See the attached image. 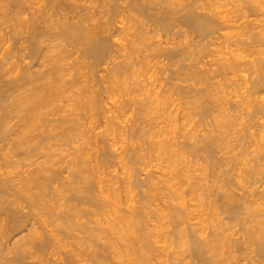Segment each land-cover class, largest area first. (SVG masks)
<instances>
[{
  "label": "bare ground",
  "instance_id": "bare-ground-1",
  "mask_svg": "<svg viewBox=\"0 0 264 264\" xmlns=\"http://www.w3.org/2000/svg\"><path fill=\"white\" fill-rule=\"evenodd\" d=\"M9 1L10 0H8V1L7 0H0V18L1 17L3 19L5 18L4 21L12 19L15 22V23H11V26H14V27H12V28H14V30L11 27H8L7 30H5L6 28L4 29V26L0 27L1 28L0 29V51H2V53L0 54V145L4 144L3 146H5V148L10 146V148L8 149L10 151V154H12L11 153L12 150H10V149H13V151H12L13 154L15 153V151L17 154V149H18V147H20L21 151H23V150L25 151V152L23 151L25 155L23 154V152H21V155L23 154L24 157L27 156V158L26 157L25 158L20 157V158L29 159V161H30L31 160L30 158H32L34 160V158L36 159L39 157L40 161L38 160L39 163L35 162L36 166L34 165L35 166L34 170H31L30 169L31 167H30L29 169L23 170L24 172L22 170H21L22 172L21 171H14L13 172L11 170H6V167L3 170L0 167V258H2V259L5 258V260L7 261V263L5 262L6 264H20V263L23 264L22 261H24L26 259H29V262H27L26 264H80L81 261H83V260L85 261L87 259H88L87 263L89 260H91V262L89 261V264H91L93 261L95 264H102V263H105V261L109 263V261H107L108 260L107 257L109 256L110 257L109 260H111L112 262H114V261L111 258H114V259L116 258L115 260L117 261V259H119V260H121V263L123 262L125 264H138V263H140V261L143 262V260L145 261V259L147 261L150 258L151 251H153L154 249L155 250L157 249L155 238H157L158 236H160V237L162 236L161 234H158L159 232H157L155 230L156 228L160 227L158 224L155 225L156 223L153 224L154 220L152 219V217H153V215H155L154 216L155 218L156 217L159 218V220H157L158 218L156 219L157 221L160 222L163 219L164 223H165V219H167L166 223L168 225H171V227H173L172 228L173 231L170 230L171 231L170 235L164 234V236L169 235V237H173V239L171 238L172 240L170 239V242L168 241L169 243H166V244H168V246H169L170 244L174 243V245L176 247L183 248V251H184V249H186V251L188 250L190 253H187V255L191 254L190 257L193 256V258L196 259L195 261H197L198 264H226V263H228L227 261L230 262L228 264H236V263L231 262V261H233V259L231 260V258H233V254H234L233 251L234 250L237 251L238 250L237 248H240V247L242 249V247L244 248L245 246L246 247L244 249L246 252L247 251L253 252L254 254L257 255V258L259 257L258 259L260 262L259 261H258V263L255 262L256 264H259V263L261 264V262H264V208L261 207L263 201L260 203L256 201V200H258V201L262 200L263 199L262 196L264 194L262 195L261 193H258V191L254 192L255 191L254 190L255 188L253 187L254 185L251 187L249 186L250 185L248 182L249 180L248 181L246 180L249 178L246 177V179H245V176L248 173L245 174V176H243L244 178L242 177L243 179L241 178L243 180L242 182L245 183V184H241V185H245V186H246V184H249V185L245 187L246 188L245 190L243 187L239 186L241 189L243 188L244 192L242 191L243 193L239 194L240 196H238L234 192V195L236 194V196H238V197L233 196V194H232L233 190L231 192L230 188L228 190V187H227L225 190L229 191L231 194L224 191V189L220 186L221 190L223 189V192L220 190L221 198L223 200V203H222L223 205L222 206H220V205L214 206L212 204L213 205V207L211 209L212 211L210 210L211 212H209V213H211L210 221L213 222L214 220L217 219L215 221L217 223H215V222L213 223L215 225H213L211 227V228H213V229H210L211 232H209V230L207 232L205 230L206 228H204L203 224H202V226L204 229L202 228V230H201V226H200L201 222L202 223L206 222V221H201L200 220L201 218L198 219L199 217H197L198 220L195 223L194 222L192 223L191 220L189 219L190 216H188V215H190V214H187L188 209H186V207H187V205L185 204L186 200L185 201L183 200L184 202L182 201V199L184 198V197L182 198V196H184V194H183V189L181 191L180 190L181 188L178 185L181 182V180H180V182L178 181V177H179V179H181L180 177H183V179L187 180L190 177L189 176V172H190L189 167L190 166L188 167L186 165V169L188 167V170H186L184 167L179 166L181 161L184 160L183 159L184 158L183 152L181 154L180 152H178L179 150L177 151V149H176V151H177L176 152L174 149H172V148H174L173 145L171 146V144L169 143L170 141H168L169 139L171 141L173 139V137H171V136L169 138L168 135L172 134L170 132L172 131V129H174V126H171L173 128L170 127L171 130H169V128L161 127V125H160L159 128H161V129H159L158 132H155L156 136L159 137L160 139L157 138V140L154 142L155 144L152 143V144H154L153 148L155 150V152H153V153H156V156L158 155L157 158L159 156H161V158H163V160L161 159L162 162L165 163L164 164L162 162H159V165L161 164L164 167L166 166V168H168V169L165 168L164 170L162 169L161 170L162 172H160L161 174L159 176L164 175L166 172L164 173L163 171L168 170L167 171L168 173H166V175H165V177L168 176L167 180L165 178H162V179H165V181H164V183H162V185H161V183L158 184V186H156V183H154L152 181V179L148 180L147 183H143L142 178H141L142 182H139L140 179H138V178L137 179L139 181H135L134 183L131 181L132 182L131 188H133V189L136 188V190H138L140 188L139 190H141V189L143 190L145 187H147V188H145L147 193H145V192L143 193L141 190L140 192H142V193L137 195L138 199L136 198L137 203L135 204L133 201L134 199L132 200V198H130L133 202H130L131 204L126 203L128 206L125 209L121 208L122 206L120 204L124 201H122L120 203L121 200H119L120 197H119V193H118L120 191H117L118 189L116 188L117 187L116 183H114L116 185L115 187H113L114 184L112 186L109 185L110 183L108 184L107 181L109 179H110V181H112L111 178H108V180H107V178L105 180H102L103 178L101 177L102 179H100V177H99L100 175L98 173L97 174H98L99 179H97L95 176L96 172L98 171V170H96L97 166L95 168L94 165H92L90 163L88 164V162L90 160H88L86 162L87 165H90V166H85L86 164H85L84 160H82L80 158H78V160L76 159L77 161H79V159H80L79 163H82V161H83L84 164L82 163L81 166H79L80 164L77 165V163H74V164H76L74 166L69 165L70 167H72V166L73 167L70 170L68 169L69 170V171H67L68 173H65V174H68V175L70 174V176L65 178V181H63L64 175L62 176L63 177L62 178L61 175L63 173L60 174V171H59L63 167L61 169H59V167H61L59 165H58L59 166L58 168L56 166L54 167L51 164L49 165V162H47V160H52V159H49V157H51V156H49L48 152L44 151L46 149H49V150L51 149L49 147L52 146L50 143L53 140L52 138L56 137V141H57V139L59 141V138L62 139V141H68V140H71L73 138L76 141V139H75L76 136L78 138H80V137L82 138V136H84L83 135L85 132L84 130H86L88 128L84 129L82 126V123H81L82 121H80L82 118V117H80V115H81L80 110H82V112L84 110L86 114L88 113V115L89 114L91 115L94 107L96 108L97 104L100 103V102H98L96 104L94 102L96 100L94 98V96L99 94V93H97V94L94 93L95 95L90 94V92H88V90H85V89H87V86L83 88V86L81 84H80V88H78L79 87L78 84H77L78 87L74 86V83L78 80V78L76 79V81L73 80L76 77H78V75H75V71H78L79 69L82 71V69H84L83 67H85V69H86V67L87 68H93L97 64H99V63L101 64V62H105L107 59V61L109 60L108 62H110L112 64V65L109 64L110 67L107 68V72L109 74L107 76H110L111 79L114 78L115 80L113 79V81H117L116 78L119 79V77H121V75H122V72L124 73L125 70L128 69V71H129V68H131L130 64H133L129 61V56L131 54L130 50H132L133 46L135 45V41L137 42L136 44L139 45L138 41L143 42V40H145L147 38L149 41V39L153 36H157V35L160 36L161 32H162L163 37H164V35L175 36L174 34L186 35L188 33H191V34L196 33L197 35H206L207 37H209L210 34L213 35V33H216L220 29H222L221 31H225L223 33L227 34V32H226V30H224V28L226 26H228V24H229L228 22L231 20V24H232L233 20L238 19V18H236V19L232 20L231 17L233 15V13H234V15L237 14L236 17H239V18H241V16L243 17V15L246 16V14L249 11H251V13H253L254 10H258L257 8H259L258 6L261 4L262 1L261 0H222V2H221V0H95L98 2L97 8L99 10H97V11L99 13H102V15L98 18L96 16H95L96 18H94V15H95L94 11H96V10H93V9H92L93 12H91V13H89L90 11L89 12L85 11L84 13H82V11L79 9H82L84 5L82 6L81 4H77L76 2L78 0H34L32 2V3H34L33 6H31L32 4H29L31 6V8L27 5V9H26L25 5L20 6L24 3V0H21V1L20 0H11V4ZM12 1H13V3H12ZM22 1H23V3H21V4L17 3V2H22ZM15 2H16V4H14ZM258 3H259V5H258ZM12 4L15 6L19 5L20 7L19 6L18 7L20 9L23 7L22 9H24V10L25 9L28 10V8H29V10L27 11L28 16L25 15L26 17H21V15H22V13H24V11L22 10L23 12H20L21 10L18 7L15 8V6H14L15 9H14ZM224 4H226V5L228 4V7L224 6ZM9 6H11L10 8L13 9V11H15V10L17 11V12L15 11L16 14L12 13L11 9L8 8ZM81 6H82V8H81ZM221 6H224V8L227 7L226 8L227 10H222V8L220 9L219 7H221ZM229 6H231V7L229 8ZM262 6L263 5H261V7ZM90 7H91V4H90ZM77 8H79V9H77ZM88 8H89V6L86 5L84 10H86ZM9 9L11 12L9 11ZM18 10H20V11H18ZM259 10H261V8ZM262 10H264V7L262 8ZM79 11H81V12H79ZM245 11H246V14H245ZM98 12L96 13L97 15H98ZM263 12H262V14H264ZM254 13H255V11H254ZM11 14H12V17H11ZM22 16H24V15H22ZM117 17L119 18V20L116 21L118 23V25H115L117 23H114L115 22L114 19ZM241 20H242V18H241ZM2 22H3V20H2ZM2 22H0V23H2ZM245 22H239L240 25L244 24V23L245 24L242 26L238 25L239 27H237V29L235 28L236 27L235 26L234 28L236 30L233 28L234 31H236V32H234L235 35H237L239 37L242 36L244 38H242L241 40L239 39V41L236 42V40L234 41L232 39L233 37H231V39L233 40V41L232 40L231 41L233 42L234 48L231 49L230 51L228 49L227 51H229V52L225 51L226 53H229V57H227V58L223 57V59H221L222 61L221 60H219V61L221 62L220 65H221V68L224 69V71L226 69V71H228V72L230 71L232 74L235 75V72H237V73L238 72H246L245 70L248 69L251 72V75L253 73V75L256 76L255 77L256 81L253 80V82L255 81V83H253L254 85L251 86L253 88H250L252 93L250 94L249 91H246V90H248V87H246L247 89L244 90L246 92L243 91L241 93V94H243V93L246 94L247 92H249L248 95L244 94V96L246 97L245 101L242 99L244 104L247 103L249 105L251 103L250 100L253 101L255 99V98H253L252 94H253L254 90L257 89V87H254V86H259V85H260V87L264 86V72L262 74L259 72V71L264 70V57H263L264 55L262 56V54L264 52H261V50H258V49H257L258 50L257 51L255 48H254V51L252 50L253 52H250L251 51L250 47L254 46L256 44V42L261 43L260 37H262L264 35H261V36L258 35L261 33L263 34V32L260 31L261 28H259L260 30L258 29L260 31V33H258L259 31H257V30H256L257 32L256 31L252 32L251 29L254 27L250 28L252 25L250 26V24L247 23L249 21H245ZM236 24H238V21L236 22ZM261 27H263V24ZM229 28H232V25H230ZM2 29L5 30L4 32L7 31L6 35L9 37L12 36L11 37L12 39L15 37V35H17V37H18V35H20L19 40H21L22 44H24V45L23 46L19 45V47L17 45V47H16L15 46L17 43L15 40V39H17V37H16L13 40L14 41L13 44H15L14 48H17V49L14 50L13 46L11 48L10 45H7V47L6 46L3 47V45H5V43L7 41H9V38L5 35V33H2L3 32ZM9 29H10V31H12V30L13 31L10 32ZM172 31H173V33H171ZM8 32H10V33H8ZM221 33H219V34H221ZM162 35H161V37H162ZM221 35H223V34H221ZM181 36H183V35H181ZM227 36H229V35L227 34ZM258 36H260V37H258ZM175 37L177 38L179 36L177 35ZM155 38L157 39V37H155ZM176 38L173 37L172 41H174V39H176ZM228 38H230V37H228ZM228 38H226V39H228ZM163 39H161V40L158 39L157 41L150 42L151 46H152V43L154 44V47H152L153 50H151V48H150V51H153L152 55H154L156 58L157 57H163V59L167 58V60L171 61V59L173 60L174 57L175 58L178 57L179 54H180L179 58L181 57V54H184V55H186V57L184 59L186 61L189 58V56L191 55L190 50L192 51V49H189V48H193V50L196 48L195 44H194L195 48L194 47L188 48L185 46V47H183V49H181L183 44L181 46V44L178 45V43L176 42L177 45L181 47L180 48L181 50L176 49L177 50L176 51V50L172 49V48H175V47H173V45H171L172 47L165 45V44H171L172 41L170 42V38H166L165 41H163ZM222 39H224V36L222 37ZM153 40L154 39H152L151 41H153ZM198 40H200V39H198ZM145 41H147V40H145ZM161 41H163V42H161ZM21 42H18V44H21ZM187 42H189V41H185V43H187ZM211 42L210 43L207 42V43L211 44ZM150 43H148V44L150 45ZM201 43H202V41H201ZM226 43H230V40ZM6 44H8V42ZM144 44L146 46V47L144 46L145 51H147L149 49V47H151V46H148L146 43H144ZM172 44H174V43H172ZM187 44H189V43H187ZM191 45H193V44H191ZM202 45H203V43H202ZM129 46H130V48H129ZM227 46L229 47V45H227ZM147 47H148V49L146 50ZM204 47L206 48L205 45H204ZM251 48H253V47H251ZM135 49H137V46ZM197 49H198V47H197ZM13 50H14V52L16 51L17 54H19L18 56L14 55V58L18 57L17 59H15V61L17 60L16 63H14L13 61H10L12 63H9L10 59H8V62H6L7 58H10L11 52L14 54ZM202 50H204V49L202 48ZM215 51H216V49H215ZM16 52H15V54H16ZM136 52L137 51L135 50V53ZM74 53H77L75 58H77L78 60L74 61L73 59H71V60L69 59L70 60V63H69L68 58H70V56H72V54H74ZM195 53H196V51H195ZM251 53H252V56L254 54L255 55H254V58L252 60H249L248 57H249V55H251ZM149 54H151V53L149 52ZM144 55H148V54H144ZM246 55H248L247 59H244ZM117 57H121V59L118 58V59H120V60H118ZM195 57L196 56H194V58ZM11 58H12V56H11ZM115 58L117 59V61L114 60ZM130 58H131V56H130ZM183 58L184 57L182 56V59ZM194 58L191 55L190 59L194 60ZM190 59H188V60H190ZM33 60H35L34 63H33ZM66 60H68V62ZM131 60H132V58H131ZM142 60H143V58H142ZM180 60L181 59H179V61ZM187 61H186V63H187ZM194 61H196V59ZM17 62L18 63L20 62V63L17 64ZM176 62L178 64L177 60H175L174 63H176ZM200 62L201 61H199V65H200ZM179 63L182 64L183 60L180 61ZM187 64H189V63H187ZM169 65H170V62L168 64V66ZM173 65H175V64H173ZM182 65L185 68L186 64L183 63ZM182 65H181V67H182ZM190 65H189V67L191 68L192 65L191 66ZM193 66H194V64H193ZM193 66L191 69H193ZM259 66H261L260 70H259ZM132 67H133V65H132ZM175 67H177V65H175ZM175 67L173 66L172 70L175 69ZM94 68H93V70H94ZM187 68H188V66L186 65L185 71H187ZM190 68H188V69H190ZM200 68H202V67H200ZM180 69L181 68H179V71H180ZM213 69H215V68H213ZM80 70L78 71V74H81V73H79ZM90 70H92V69H90ZM132 70H133V68H132ZM168 70L170 71V69H168ZM182 70H183V67H182ZM84 71H86V70H84ZM202 71H204V70H202ZM208 71H210V70H208ZM172 72L174 73L175 71L173 70ZM193 72L195 75V73H196L195 69H194V71H192V73ZM205 72H203V73L205 74ZM214 72H216V71H214ZM105 73H106V71H105ZM129 73H130V71H129ZM173 73H172V75H175ZM175 73H177V72H175ZM189 73H191V72H189ZM200 73L202 74L201 71H200ZM200 73L198 75H200ZM231 73H228V74H231ZM237 73H236V75H237ZM86 74H89V73H86ZM131 74H133V73H131ZM186 74H188V73L186 72ZM186 74H185V76L187 78ZM206 74H208V73H206ZM239 74H241V73H239ZM133 75H135V74H133ZM169 75L171 77L170 72H169ZM177 75H178V73H177ZM196 75H197V73H196ZM205 75H203V76H205ZM73 76H74V78H73ZM84 76H85V74H84ZM90 76L91 75H88L87 77H90ZM175 76H174V78H175ZM189 76H191V74ZM203 76H201V77H203ZM67 77H69V78L66 79ZM79 77H81V76H79ZM87 77H86V79H87ZM192 77H194V76H192ZM192 77H190V81H191ZM239 77H241V76L239 75ZM182 78H184V76ZM186 78H184V79L186 80ZM197 78H199V77H197ZM203 78H201V81L205 80L207 77L204 79ZM216 78H218V77H216ZM220 78H222V77L220 76L219 79ZM91 79H93V78H91ZM107 79H108V77H107ZM199 79H197V80H199ZM245 79L247 80V78H245ZM248 79L251 80L252 77L248 78ZM79 80L82 81L81 78ZM166 80H168V79H166ZM132 81L134 82V80H132ZM132 81H131V83H132ZM215 81L217 83L218 79ZM231 81H232V79H231ZM235 81L236 80L234 78V82ZM259 81H261L262 83ZM125 82L126 81H124L123 83H125ZM221 82H222V79H221ZM221 82L219 84H222ZM94 83L95 82H93V84ZM137 83L134 82V84H137ZM200 83L202 84L203 81ZM227 83H228V81H227ZM250 83H251V81H250ZM150 84H152V83H150ZM153 84H154V82H153ZM181 84H183V83H181ZM181 84H180V87H179V84L177 85L176 93L179 90L181 91V89L178 90V87L184 88L183 86L181 87ZM231 84L235 85V83H231ZM98 85H100V84H98ZM105 85H106V83H105ZM116 85H117V83H116ZM154 85H156V84H154ZM172 85H170V86H172ZM224 85L227 87L226 84H224ZM228 85L230 86V83ZM237 85H238V83H237ZM73 86L75 87V89L77 88L76 90L73 88L75 91H73L71 89ZM118 86H121V85L119 84ZM174 86H176V85H174ZM174 86L172 89H175ZM216 86L219 87L218 84H216ZM90 87H91V89H93L92 86H90ZM127 87L125 89H127ZM146 87H147V85H146ZM208 87L209 86H207V88ZM239 87H241V85ZM108 88H110V87H108ZM114 88H115V86H114ZM198 88H199V86H198ZM222 88H224V90H225V87L223 85L221 87V91H224V90H222ZM235 88H237V86ZM235 88H232V89L235 90ZM242 88H240V89H242ZM70 89L73 91V93L69 95L68 93L72 92ZM91 89L89 91H91ZM165 89H162L163 92L164 91L168 92L170 90L168 92L169 94L161 95V96H163L162 98L159 96L161 98L160 100L158 98L156 99V97L154 96L156 101L158 100L157 101L158 104L156 103V106H155L156 109L154 107L151 108L150 104H152V103H150V102L147 103V101H148L147 97L146 98L140 97L143 94L140 96L139 95L137 96V93H139V92H136V91L139 89H134L136 91H133V92H136V93H134V94H136V96L133 95L132 96L133 98H131L128 101H126V99H127V97H126V99H125L126 103H123L122 105H126L128 103L129 104L131 103L130 105L133 106L136 104V107L134 106V108L138 109L136 111H139V113L143 114V116L146 115V116H144V119H146L145 117L148 116L147 115L148 113H150L152 111L154 112V110H157V112L159 114L160 109L164 110L165 107L172 106V104L170 103V96H169L170 94H172V91H171L172 89H169V88L166 90ZM212 89H213V85H212ZM214 89H215V87H214ZM240 89H239V92H240ZM259 89L260 88H258L257 90H259ZM131 90H130V92H132ZM153 90H154V88H153ZM196 90H197V88H196ZM196 90L193 89V91H196ZM198 90L195 93L192 92V90H190L192 92V94L190 92H189V94H187L188 93L187 91H189V90L184 89V91H183V89H182L181 92H187L186 93L187 97L185 96L184 99L188 98L187 100L186 99L182 100L183 102L187 101L186 103L188 105V106L186 105L188 108L186 106H184L187 108L188 111H187V113H185L183 111L184 112L183 116L188 115V117H190L192 115H195V116H198L199 119L205 120V118L209 115L210 118L212 117L211 122H209V124L211 123L212 125L210 124L208 126L209 128L207 127L208 130H206V133H205V135L202 136V139H200V137H199L200 134L197 133L198 134L197 137L200 139V141H202V145L199 148L198 145H200L201 142L198 139V141L200 143L198 144V141H196L198 145L195 143L197 145V146H195L196 149L194 150V147H192L193 148L192 150H194V152L198 151V153L200 152L199 150H203V152L202 151L201 152L203 154L205 152L208 155V156L205 155L206 158L207 157L209 158L211 156H215V154H213V153H216V151H218V152L219 151H221V152L222 151H224V152L228 151L229 152L230 149L234 150V147H236V145H235L236 142L238 143L239 140L242 141L244 138V136H242L240 138L241 131L239 130L240 131L239 132V131L235 130V128H234L235 126H237L236 124H237V119L239 116L233 114L234 109L232 110L233 113H229V111H227L228 109L226 110V108H227L226 105H225V108H223V107L219 108L220 106H222L224 101L221 105L219 103H216V102L221 101L220 99H222L224 97H220V95L218 96V94L221 93V95H223L225 93L218 91V90H216V92H213L214 90L211 91L210 87H209V90L211 92L208 89L204 92L201 89H198ZM126 91H128V89ZM174 91L175 90H173V92ZM180 91L178 93H181ZM114 92H116V91H114ZM258 92L259 91H257V94H258ZM101 93H103V92H101ZM254 93L256 94V91ZM182 94L183 93H181V95ZM131 95H130V97H131ZM144 95H146V93ZM152 95H150V96H152ZM172 95H174V94H172ZM176 95L179 96V94H176ZM225 95H227V93ZM182 96H184V95H182ZM251 96L253 99L251 98ZM68 97H69V100H71V101H69L67 99ZM100 97H102V96L100 95ZM154 97H153V99H154ZM254 97L260 98L259 96L258 97L254 96ZM149 98L152 99V97H149ZM248 98H251V99H248ZM98 99L101 100L100 98H98ZM155 99L149 100V101H155ZM225 99L226 98H224V100ZM261 99L264 101V97H262ZM261 99L259 101H257L258 103H256V102L251 103L253 105L252 110L255 113V114L253 113V116H256L257 113L258 114L261 113V115H262V112L264 111V106H263L264 104L261 103V102H263V101H261ZM145 100H147V101H145ZM167 100H169V101H167ZM239 100H241V99L239 98L238 102H239ZM66 101L71 102V104L69 105V103H68V105H66V104L63 105V103H65ZM236 101H234L233 102L234 104L231 105L232 108H234L233 105H237V104L241 103V102L240 103L237 102L235 104ZM96 102H97V100H96ZM243 102H242V104H243ZM169 103L171 105H168ZM210 103L212 105H210ZM231 103H229V104H231ZM95 104H96V106H95ZM153 104H155V102ZM217 104L220 106H218ZM247 104L245 106H247ZM103 105H104V103H103ZM166 105H168V106H166ZM175 105H176V103H175ZM216 105L218 106L219 109L217 108ZM252 105H249L248 108H246L245 106L244 107H245V109H248V110L250 109V111H251ZM98 106H100V105L98 104ZM149 106H150L151 110H150ZM214 106H216L217 109H214ZM223 106H224V104H223ZM240 106L242 107L241 104H240ZM240 106H237V107H240ZM129 107L130 106H128V108ZM184 107H182V108H184ZM228 107H230V106H228ZM244 107H242V108H244ZM114 108L116 109V107H114ZM128 108L126 110H128ZM148 108H149V110H147ZM135 109L133 110L134 112H135ZM169 109L171 110V108H169ZM106 110H108V107ZM120 110L122 111V109H120ZM166 110H168V109H166ZM116 111H117V109H116ZM179 111H180V109H179ZM250 111H249V113H251ZM169 112H168V114H169ZM85 113L83 112L82 115ZM120 113L119 114L117 113V114L121 115ZM117 114L116 115L113 114V115L116 117ZM133 114H135V113H133ZM141 114H140V116H141ZM168 114H165V115H168ZM211 114H212V116H210ZM94 115H95V113H94ZM94 115H92L91 118H93ZM161 115H163V114H161ZM169 116H171V113ZM175 116H176V114H175ZM123 117H126V116H123ZM155 117H157V115L154 116V118ZM172 117L170 119H172ZM252 117L250 115V118H252ZM83 118H85V117H83ZM149 118H151V117H149ZM149 118H148V120H149ZM162 118H164V117H162ZM244 118H245V116H244ZM129 119H130L129 121H131V118H129ZM135 119H137V118H135ZM179 119L178 120L176 119L175 122L177 123V121H179ZM195 119H196V117H195ZM240 119H241V117H240ZM240 119H238V120H240ZM245 119H247V118H245ZM255 119H253V121ZM110 120H108L109 121L108 124L112 123V122H110ZM116 120L117 119H115V121ZM120 120H118V121H120ZM164 120H165V118H164ZM189 120H191V119H189ZM125 121H126V119H125ZM153 121H154V119H153ZM162 121H163V119H162ZM248 121H249V119H248ZM196 122H199V120ZM201 122H203V121H201ZM201 122H199V123L201 124ZM88 123H90V121ZM147 123L148 124H146V125L150 126L151 129H153V127L150 125V123L149 122H147ZM155 123H157V121L156 122L154 121V124ZM166 123H168V122H165V124ZM183 123L186 124L187 121L183 122ZM86 124L87 123H85V125ZM106 124L107 123H105L103 125L105 126ZM141 124L139 126H141ZM151 124H152V122H151ZM159 124L160 123L158 122V125ZM239 124H241V121ZM248 124H250V123H248ZM252 124L253 123L251 122V125ZM90 125H91V123H90ZM92 125H94V124H92ZM117 125H119L118 122H117ZM142 125H144V121H143ZM133 126H135V125H133ZM147 126H146V128H148ZM195 126L198 127L197 125H195ZM195 126H193V127H195ZM92 127H95V126H91L89 129H91ZM111 127H113V126H111ZM111 127H110V129H111ZM129 127H131V126L128 125V128ZM179 127H180V124H179ZM186 127H188V126L186 125ZM186 127H184L185 131L188 130L187 133H185V135H187L186 139H190L192 137H195L193 139H196V136H194V134H196V132L198 130L194 133L195 130L194 129L191 130V128H192L191 124L189 126L190 130H189V128L186 129ZM245 127L243 126L244 131H246V129L248 128V127H246V128ZM115 128H117V127H115ZM144 128H141V129L143 130ZM198 128L200 129V127H198ZM198 128H195V129H198ZM204 128L207 129L206 127H204ZM92 129H94V128H92ZM123 129H124V127H123ZM154 129H156V128H154ZM154 129H153V131H155ZM157 129H158V127H157ZM95 130H96V128H95ZM103 130L105 132V129H103ZM133 130L134 129L132 128V131H131L132 133L130 132L131 136L133 134V137L134 136L137 137L136 136L137 134L136 133H135L136 135L134 134V132L138 131L137 127L135 128L136 131L134 130V132H133ZM182 130L184 131V129H182ZM53 131H55L54 132V134L56 135L55 137H53V135H54L52 133ZM111 131L113 134L112 129H111ZM111 131L109 130V127H108V132H111ZM120 131H122V130L120 129ZM140 131L141 130H139V133H140ZM145 131H142V132H145ZM235 131L239 132V135H238L239 139L238 140L234 137V135L236 136V133H237V132L235 133ZM99 132H100V130H99ZM99 132H98V134L101 133V132L100 133ZM116 132H117V130H116ZM150 132H152V130H150ZM105 133H107V130ZM114 133H115V131H114ZM125 133H127V132H125ZM174 133H175V131H174ZM176 133H175V135H176ZM85 134H86V132H85ZM143 134L145 135V133H143ZM143 134H141V135H143ZM249 134H251V133L249 132ZM87 135H88V137H90V135L92 136L91 132L86 134V137H87ZM246 135H248V134L246 133ZM262 135L264 136V134H262ZM149 136H147V137H149ZM249 136H251L250 139L253 138L252 135H249ZM94 137H97V135ZM140 137H139V139H140ZM152 137L154 138V136H152ZM232 137H233V139L235 138L236 140L234 139L235 140L234 141L232 139ZM150 138H151V136H150ZM83 139H85V138L83 137ZM94 139H93V141H94ZM99 139L103 140V138H99ZM230 139L232 141H234V144L233 143L230 144V141H229ZM104 140H106V138ZM78 141H80V140L78 139L77 143H78ZM96 141L98 142V140H96ZM110 141H111V139H110ZM176 141L177 140H175V142ZM259 141H260V139L258 141L256 140L257 143ZM263 141L260 142L259 144H262ZM53 142L55 143V139ZM81 142H83V141H81ZM151 142H153V141H151ZM101 143H102V145H104L103 144L104 142H101ZM143 143H145V141H143ZM257 143H254L255 147H256ZM98 144H99V142H98ZM113 144H114V142H113ZM150 144H146V145L149 147ZM193 144L194 143H192V146H193ZM243 144H240V145H243ZM56 145H54L55 148H56ZM135 145H137V143ZM138 145L140 146V143ZM240 145L237 144V146H239V149L241 147ZM262 145H260V146H262ZM60 146H62V145H60ZM91 146H92V144H91ZM139 146L137 148H139ZM96 147H97V148H95L96 150L100 149V148H98V146H96ZM148 147H144V150H145V148L148 149ZM151 147H152V145H151ZM197 147L199 149H197ZM259 147H256V148H258V150H259ZM69 148H70V146H69ZM80 148H82V146ZM103 148L104 147H102V149ZM107 148H108V146H107ZM112 148H113V146H112ZM184 148H186V146ZM242 148L244 149L246 147L243 146ZM260 148L262 149L263 147H260ZM14 149H16V150L14 151ZM83 149H85V147H83ZM86 149L88 150V148H86ZM131 149L133 151L137 150L136 147H135V149H134V147H132ZM246 149H244V150L246 151ZM254 149H253V152L255 151ZM105 150H107V149H105ZM108 150L106 151V153L110 152V151L108 152ZM129 150H127V151L129 152ZM149 150H150V147H149L148 151ZM154 150H151V152ZM171 150H174L175 152L174 151L172 152ZM192 150H191V152H193ZM6 151H7V149H6ZM100 151H101V149H100ZM148 151H147L146 155L149 154ZM55 152H57V151L55 150ZM95 152H97V151H95ZM140 152H142V151H140ZM151 152H150V154H151ZM1 153L3 154V152H1ZM106 153H101V154L103 155ZM236 153H237V151H236ZM257 153H259V152H257ZM57 154H58V152H57ZM57 154L55 153L56 156H57ZM59 154H60V152H59ZM59 154H58V156H60ZM80 154L83 156L82 153H78L79 156H80ZM109 154H111V153H109ZM114 154H115V152L112 155L114 156ZM136 154H135V156H137L136 158L139 160L146 157L145 155L143 157L141 155L139 156ZM9 155L7 153V155H4V156L6 158ZM118 155H120V154H118ZM200 155H202V154H200ZM243 155L244 154H242L241 156H243ZM13 156H15V155H13ZM47 156H48V158H47ZM62 156H64V155H62ZM107 156H108V154L104 155L105 158L102 156L103 157L102 159L106 160L108 158ZM128 156H130V155H128ZM91 157H93V156H91ZM94 157L97 158V156H94ZM100 157L98 159L101 161ZM153 157H152V160H153ZM257 157L259 158V156H257ZM9 158H10V156L8 158H6V160H8ZM20 158H18V159H20ZM61 158H63V157H61ZM83 158H85V157L83 156ZM136 158H134V157L132 158V156H131V158H130V160L132 159L131 163H132L133 159L136 160ZM206 158H204V159H206ZM229 158L230 157H228L227 161L229 160ZM240 158L241 159L238 158L240 160V164H241V161H242V164L245 161H249L246 159L244 160L243 159L244 156H243V158L242 157H240ZM251 158H252V156H251ZM254 158H256V156ZM15 159L13 160L14 162H16ZM18 159H17V162H18ZM58 159L57 160L59 162L60 158H58ZM202 159H203V157H202ZM211 159H212V157H211ZM211 159H210V161H212ZM213 159H214V157H213ZM215 159H216V161H218V157H216ZM57 160H55V164H56ZM104 160H102L101 163H103ZM192 160H193V158H192ZM232 160H233V157H232ZM3 161H5V159ZM13 161L11 160L8 162L10 166H11L10 162H13ZM26 161L27 160H25V162ZM97 161H96V163H97ZM235 161H236V159H235ZM17 162H16V164H18ZM110 162H111V160H110ZM119 162L123 163V159H122V161H119ZM220 162H223V161H220ZM4 163L2 165H4ZM35 163L33 162V164H35ZM106 163H107V161H105V164ZM122 163H121V166L122 165L124 166L125 162H124V164H122ZM213 163H215V162H212L211 164H213ZM14 164H12V165H14ZM33 164L31 163L32 166H33ZM185 164H187V162H185ZM189 164H192V162H190ZM234 164H237V162ZM245 164H246L245 165V167H246L248 162L247 163L245 162ZM117 165H118V163H117ZM225 165H226V163H225ZM10 166L8 168H12ZM99 166H98V168H100ZM143 166H145V165H143ZM147 166L148 165H146L145 167H147ZM219 166H220V164L218 165V167ZM221 166H222V163H221ZM66 167H67V165L65 166V168ZM139 167H140V165H139ZM208 167H212V166L210 165ZM242 167H244V166H242ZM65 168H64V170H65ZM94 168H95L96 172L93 171ZM182 168L184 169V171H189V172L184 173ZM254 168H257L256 165ZM159 169H160V167H159ZM222 169H226V168H222ZM250 169H252V166L247 171L250 172ZM12 170H14V169H12ZM124 170H125V168H123V171ZM148 170H149V168H148ZM219 170H221V169H219ZM242 170L240 169V171H242ZM252 170H251V173H252ZM130 171H129V173H130ZM133 171L136 172L135 167H134V170H132V172ZM141 171H142V169H141ZM146 171H147V168H146ZM152 171H154V170H152ZM65 172H66V170H65ZM125 172H126V170H125ZM246 172L243 171V173H246ZM149 173H148V175H150ZM200 173H198V174H200ZM136 174L138 176V173H136ZM157 174H155V175H157ZM195 175H197V174H195ZM248 175L251 176L250 173ZM59 176L61 177L62 180L60 179ZM107 176H109V175H107ZM239 176H237V179ZM65 177H66V175H65ZM114 177H115V175H114ZM202 177H205V176H202ZM123 178H125V177H123ZM132 178H133V176H132ZM145 178L147 179V177H145ZM176 178H177V180H176ZM130 179L131 178H129L128 180H130ZM137 179L135 178V180H137ZM153 179H154V177H153ZM192 179L194 180V177ZM229 179H233V178H229ZM244 179H245V181H244ZM113 180H115V179H113ZM122 180L124 181L125 179H122ZM218 180H219V176H218ZM156 181H157V179H156ZM225 181H223V182H225ZM246 181H247V183H246ZM118 182H121V181H118ZM159 182H160V179H159ZM161 182H163V181L161 180ZM188 182H189V184H188ZM188 182H187V184L189 186L188 189L192 188V191L189 190L188 192L191 191V193H192L191 195L193 196V194H194V195H196L195 197L197 198L200 187L196 186L195 183H192V180L188 181ZM229 182H231V181L229 180ZM258 182H259V180H258ZM53 183H54V186H52ZM143 184H145V185H143ZM192 184L195 186H193ZM219 184H221V182ZM227 184H228V181H227ZM239 184H240V182H239ZM126 185H127V183H126ZM129 185H131V184H129ZM142 185L145 187H141ZM216 186H218V185H216ZM222 186L224 187V185H222ZM226 186H229V184L226 185V183H225V187ZM202 187H203V184H202ZM231 187H232V185H231ZM247 187H250V190H252V192H253L252 193L250 190H248L249 191V192L247 191L249 193L248 197L250 194L254 195V193H256L257 195L258 194H260V195H258V197H257V195H255L256 199L254 197H250V198H252V200L250 198H246L247 194L245 195V191L247 190ZM252 187H253V189H251ZM49 188L52 190L50 191ZM178 188H180V189H178ZM145 189H144V191H145ZM120 190H122V189H120ZM158 190H159V195L162 192L160 190H164V191L166 190L165 195H164V192H162L163 194L161 193V195L165 196V197L164 196L161 197L162 199L165 198V199H163L164 201L166 200V198H169L170 200L176 199L175 203L178 202L177 204H179L180 206L176 205L175 203H170L168 200V202H166L165 205L168 203L171 205H169V204L166 205L165 209L162 206V208H161L162 210L157 209V208H155L153 210L152 209L153 206H152V208L150 206H151L152 200L154 201V197L156 195L155 193H156V191L158 193ZM210 190H211V188H210ZM212 190H213V188H212ZM214 190H216V187ZM124 191H122L123 194H124ZM127 191H128V188H127ZM127 191H125L126 194L129 192V195L127 196V198L129 196L133 197V195L130 194V192H132L131 189H130V191H128V192ZM216 191L218 192V188ZM236 191H238V190L236 189ZM137 192H139V191H137ZM209 192L210 191H208V193ZM215 192H214V194H215ZM135 193L136 192H134V194ZM191 195H189L190 198H193V197H191ZM253 195H251V196H253ZM157 197H159V196H157ZM157 197H156V199H157ZM214 198H216V196ZM130 199H129V201H130ZM174 200H173V202H174ZM201 200H202V198H201ZM201 200H200V202H201ZM126 201H128V200L126 199ZM212 202L214 203L213 200H212ZM155 203H157V201ZM155 203H154V205H155ZM163 203L161 202L162 205H164ZM256 203H259V204H256ZM158 204H156V205H158ZM200 204H202V203H200ZM181 205H182V207H181ZM196 205H198V204L196 203ZM205 205H207V204H205ZM200 206L201 205H199V207ZM202 206H203V204H202ZM155 207H157V206H155ZM191 210L192 209L190 208V211ZM199 210L198 211L195 210V211L199 212ZM157 211H158V214H155ZM241 211L243 213H241ZM221 212L222 213L224 212L225 214H227L226 217L230 218L231 221H233L234 223L237 222L238 225L240 223V225H241L240 230H241L242 238H240V235H239L240 233L239 234L236 233V234H238V236H235L234 233L232 235H231V233L228 234L227 231L230 230L232 232L233 230H235L237 224L235 223V225L233 226L234 229L232 228L233 230H231V228H229V226H227V225L229 224L231 227V225H233V224L231 222H229L230 219L229 220L225 219V221H228V223L223 221L224 219L221 220L219 218V215ZM194 214H196V213H194ZM202 214L199 213V215H202ZM94 217H96V218H94ZM98 217H100V218L98 219ZM101 217H103V218H101ZM224 218H225V216H224ZM100 219L101 220L103 219V220L101 221ZM151 220H153L152 224L149 223ZM203 220H205V219H203ZM210 224H212V223H210ZM240 225H239V227H240ZM163 226L166 227V225H162V227ZM150 228H155V229H153V231L155 230L156 233H154L153 231L151 232L150 230H152V229H150ZM166 228L171 229V228H169V226ZM203 230H205L204 231L205 235L203 234ZM168 231H166V232H168ZM170 231H169V233H170ZM235 231L237 232V230H235ZM166 232H164V233H166ZM208 233H210V234H208ZM75 234H76V236H75ZM77 235H78V237H77ZM229 235H231V237L234 235L238 241L236 240V238L235 239H234V237L231 238ZM164 236H162V237H164ZM160 237H158L157 240L159 239V241H160V239H162V237L161 238ZM166 238H168V237H166ZM166 238H164V239H166ZM238 238H240V240ZM168 239H166V240H168ZM244 239L246 240V244H245ZM241 240L244 241V244H242L244 246L241 245V242H243ZM239 241H241V242L239 243ZM96 243L100 244L101 251L102 252L106 251V253H108V256L107 255H98L97 253L94 252V250L92 249V245L96 244ZM163 244L160 243V245L163 246L162 248H164V245H165V244L164 245ZM67 245H69L71 247V249L69 250V253L67 254V252H65L67 250H65L64 251L65 254L63 253L64 254L63 257L62 258L59 257L62 255L61 254L62 252H60L61 249ZM170 246L172 247L173 245H170ZM1 247H3V248H1ZM176 247H175L176 251L182 250V249H178V248H177L178 249L177 250ZM98 248L99 247H96L97 250H98ZM100 248H99V250H100ZM63 249H62V251H63ZM94 249H95V246H94ZM241 249H239L238 251L240 252ZM244 249H242V250L244 251ZM159 250H160V248H159ZM243 251H242V253H243ZM161 252H162V250H161ZM173 252L175 253V251H172V253ZM179 252H177V253H179ZM155 253H156V251H155ZM157 253H160V252H157ZM169 253L170 252L168 251V254ZM172 253H170V254H172ZM240 253H238L239 254L238 256H240ZM7 254H11V256L8 257ZM175 254H173V255H175ZM245 254H247V253H245ZM245 254H244V256H246ZM153 255L151 258H153ZM157 256L155 255V257H157ZM160 256H162V255H160ZM163 256L165 258L166 255H163ZM236 258L238 259L239 257H236ZM240 258L237 261H240ZM161 259H163V258H161ZM166 259H168V258H165L164 260H166ZM171 259H173V258H171ZM184 259H186V258L183 257V261L185 262ZM244 259H246V258H244ZM58 260H59V262H58ZM164 260L162 262H164ZM181 261H182V259H181ZM162 262H160V264ZM174 262H177V261L174 260ZM234 262H235V259H234ZM1 263H2V261H1ZM84 263H86V262H84ZM119 263H120V261H119ZM119 263L117 261V262H114L113 264H119ZM171 263H173V261ZM178 263H179V260H178ZM255 263H252V264H255ZM109 264H111V262ZM162 264H170V263L168 260H166L165 263H162ZM181 264H182V262H181Z\"/></svg>",
  "mask_w": 264,
  "mask_h": 264
},
{
  "label": "rangeland",
  "instance_id": "rangeland-1",
  "mask_svg": "<svg viewBox=\"0 0 264 264\" xmlns=\"http://www.w3.org/2000/svg\"><path fill=\"white\" fill-rule=\"evenodd\" d=\"M8 1V0H7ZM21 1V0H20ZM34 0H24V3H23V1L22 2H17V3H19V4H21V3H23L22 5H20V6H23V5H25L26 6V9H27V5L31 8V6H33V4L34 3H32ZM262 1V2H261ZM260 2H261V4L259 5V3H258V7L259 8H257L258 10H254L255 11V13H254V11H253V13H251V11H247L248 13V15L246 14V11H245V14H246V16L245 15H243V17L241 16V18H242V20H241V18H239V17H236V15L237 14H235L234 15V13H233V15H232V20L233 19H236V18H238L237 20H233V22H232V24H231V20L227 23L228 24V26H226L225 28H224V30H226V32H227V34L229 35V36H227V34L226 33H223V32H225V31H221L222 29H220L219 31H217L216 33H213V35L212 34H208L209 35V37H207L206 35H197L196 33H188V34H186V35H184V34H177L179 37H175V36H177L176 34H174L175 36H173V35H164V37H163V35H162V32H161V34H160V36L159 35H157V36H153V37H151L150 39H149V41H148V38L147 39H145V40H147V41H145V40H143V42L144 43H146L148 46H151V43L150 42H154V41H157L158 39H163V41H165V39L166 38H170V42L173 40V37L174 38H176V39H174V41H172L171 42V44H165L166 46H170V47H172L171 45H173V47H175V48H172L173 50H176V49H180L181 47L180 46H178V45H180L181 44V46H182V44H183V46H182V48L181 49H183V47H194V44H195V49L193 50V48H189V49H192V51L190 50V52H191V55H192V57L194 58V56H196L195 58H194V60L196 59V61H194L193 59H190L191 58V55L189 56V58L188 59H190V60H186L187 61V63H189V64H187L186 63V61L184 60L185 59V57H186V55H184V54H181V57L179 58V56H180V54H179V56L178 57H174V61L171 59V61H169V60H167V58H164L163 59V57H155L154 55H152V53H153V51H150V48H151V50H153V48L152 47H154V44L152 43V46L151 47H149V49H148V47L146 48V50L147 51H145V44L142 42V41H138V44L139 45H137L136 43V41H135V45L133 46V48H132V50H130V56H131V58H132V60H131V58H130V56H129V61L131 62V63H133V64H130V66H131V68H129V71H130V73H129V71H128V69L127 70H125L124 71V73L122 72V75H121V77H119V79H117L116 78V80L119 82H117V81H113V79H111V77L110 76H107V75H109L108 74V72H107V68H109L110 67V65H112L110 62H108L107 61V59H106V61L105 62H101V64L99 63V64H97L96 66H94L93 68H94V70H93V68H87L86 67V69H85V67H83L84 69H82V71L80 70V72L79 73H81V74H78V71H75V75H78V77H76L75 75V79H73V80H75L76 81V79L78 78V80L74 83V86H76V87H78V88H80V84L83 86V88L84 87H86L87 86V89H85V90H88V92H90V94H93V95H95L94 93H99L102 97H100V95L99 94H97V95H95L94 96V98L97 100V102H96V100L94 101L96 104L98 103V102H100V103H98L100 106H98V104H97V106H96V104H95V106H96V108L94 107V109H93V112L95 113V115H94V113L92 112V114L90 115H88V113L86 114L85 113V111L83 110V112L85 113V114H83L82 115V110H80L79 112H80V117H82L81 118V120L80 121H82L81 123H82V126H83V128L84 129H86V128H88V129H86V130H84L85 132H86V134H88V133H90L91 132V134H92V136L90 135V137H88V135H87V137H86V134H85V132H84V136H82V138L80 137V138H78L77 136L75 137V139H76V141L73 139H71V140H68V141H62V139H60L59 138V141H58V139H57V141H56V135L54 134V132L55 131H53L52 133L54 134H52L53 135V137H55V138H52L53 140L50 142L51 143V147H49V148H51L50 150L49 149H46V150H44L45 152H48L49 153V156H51V157H49V159H52V160H47V162H49V165L51 164V165H53L54 167L56 166L57 168L59 167V166H61V167H59V169H61L62 167V169L61 170H59L60 171V174H62L61 175V177L64 175V179H63V181H65V178H67L68 176H70V174L68 175V174H65V173H68L67 171H69L74 165H76V164H74V163H77V165H79V166H81L82 165V163L84 164V162H85V166H90V165H87V161L88 160H90L89 162H88V164L90 163V164H92V165H94L95 166V168H96V166H97V168H98V166L100 167V168H96V170H98L97 172L95 171V168L93 169V171H95L96 172V178L97 179H99V177H100V179H102V180H105L106 178H107V180H108V178H111V180L112 181H110V179L107 181V183L109 184V185H113L114 183H116V185H117V191H120V192H118L119 193V197H120V199L119 200H121L120 201V203L122 202V201H124V202H122L120 205L122 206H120L121 208H123V209H125V208H127V204L126 203H130V202H133L134 201V203L136 204L137 202H136V198L138 199V194H140V193H147V191H146V189L145 188H147V187H145V186H143V185H145V184H143L141 187H145L144 189H145V191H144V189L142 190V192H140L141 190H136V188L135 189H133V188H131L132 187V182L134 183L135 181H139L138 179H140V181L139 182H142L141 181V178L143 179V183H147V181L148 180H151L152 179V181L154 182V183H156V186H158V184H160L161 183V185H162V183H164V181H165V179L167 180V178H168V176H166L165 177V175H166V173H168L167 171L168 170H165V171H163L164 173V175H161V176H159L161 173L160 172H162L161 170L163 169H165L166 168V166L164 167L163 165H159V162H162V160H163V158H161V156H159L158 158H157V156H156V153H153V152H155V150H154V148H153V145L155 144L154 142L157 140V138L158 139H160L159 137H157L156 136V133L155 132H158L159 131V129H161V128H159L160 127V125H161V127H167V128H169V130H171V128H173V127H171V126H174V129H172V131L170 132V133H172V134H169L168 135V137L170 138V136L171 137H173V139H172V141L169 139L168 141H170L169 143L171 144V146L173 145V147L174 148H172V149H174L175 151H176V149H177V151L178 152H180L181 154H182V152H183V159L185 160H183V161H181V165L179 164V166L180 167H184L185 169H186V165L189 167V171H184V169H183V172L184 173H188L189 172V180L188 181H191L192 180V183H195V185L196 186H199L200 188V190H199V193H198V197L196 198L195 196L196 195H194L193 194V196L191 195L192 193H191V191H192V188L191 189H188L189 188V186H188V184H189V182L187 181V180H185V179H183V177H180L181 179H179V177H178V181L180 182V180H181V182L178 184L179 186H180V188H178V189H180L181 191H182V189H183V194H184V196H182V201L184 200H186L185 201V204L187 205V207H186V209H188V213L187 214H190V215H188V216H190L189 217V219L191 220V222L193 223H195V222H197V220L198 219H200L201 221H206L205 223H202L201 221V230H202V228H203V226H204V228H206L205 230L208 232V230H209V232H211L210 231V229H213V228H211L213 225H215V224H213L216 220H214L213 222H211L210 221V219H211V217H210V215H211V213H209V212H211L212 210V207H213V205L214 206H222L223 204V200H222V198H221V193H220V190H221V187L224 189V191H226L225 189L228 187V190H229V188L231 189L230 191L232 192V190H233V192H232V194H233V196H235V197H238V196H240L239 194H242L244 191H243V188H244V190L246 189L245 187L246 186H248L249 184V186L251 187V186H253L255 189V191L254 192H256V191H258V193H261L262 195L264 194L263 192H264V136L262 135V134H264V111L262 112V115H261V113H257L256 114V116H253V113H254V111L252 110L253 109V105L251 104V103H254V102H256V103H258L257 101H259L262 97H264V86L262 87H260V85L259 86H254V87H257V89L258 88H260L259 90H257V89H255L254 90V92L256 91V94L253 92V94H252V96H253V98H255L253 101L252 100H250L251 101V103L249 104V105H252V108H251V111H250V109L248 110V109H245V107L246 108H248V104L247 103H245L244 104V102L242 101V99L245 101V96H244V94L245 93H243V94H241L244 90H246L247 88L246 87H248V90H246V91H249L250 92V94L252 93V91L250 90V88H253V87H251V86H253L254 84L253 83H255V77L256 76H254L253 75V73H252V75H251V72L248 70V69H246L245 71L246 72H235V75H236V73H237V75L235 76L234 74H232L230 71L228 72V71H226V69H225V71H224V69L223 68H221V62L219 61V60H221V59H223V57L224 58H227V57H229V53H226L225 51H227L228 49H229V51L231 50V49H233L234 47H233V40L235 41L236 40V42L237 41H239V39L241 40L242 38H244V37H239V36H237V35H235V33L234 32H236V31H234V29L236 28L237 29V27H239L238 25H240V23L239 22H245V21H249V22H247L248 24H250V28H252V27H254V28H252L251 29V31L252 32H255L256 30L257 31H259L260 29L259 28H261V32H263V34L261 33V34H258V35H264V14H262V12L264 11V10H262V8L264 7V0H261ZM10 2V4H11V0L9 1ZM79 2V3H78ZM221 2H222V0H221ZM12 3H13V1H12ZM77 4H81L82 6H83V8H82V6H81V8L82 9H79V8H77V9H79V10H81L82 11V13H84L85 11H90L89 13H91V12H93V10H96V11H94V13H95V15H94V18H98V17H100L101 15H102V13H99L97 10H99L98 8H97V5H98V2L97 1H95V0H78L77 2H76ZM83 3V4H82ZM14 4H16V2L14 3ZM29 4H32L31 6L29 5ZM88 5L89 6V8L88 9H86V10H84L85 9V7H86V5ZM90 4H91V7H90ZM9 5V4H8ZM13 5V4H12ZM18 5V4H17ZM230 5V4H229ZM261 5H263L262 7H261ZM14 6L15 5H13V8H14ZM19 6V5H18ZM18 6H15V8H17ZM19 6V7H20ZM80 6V5H79ZM93 6V7H92ZM96 6V7H95ZM224 6H227L228 7V4L226 5V4H224ZM224 6H221V7H219L220 9L222 8V10H227L226 8H224ZM11 6H9L8 8H10ZM18 7V8H19ZM231 6H229V8H230ZM14 8V9H15ZM23 8V7H22ZM20 9V10H18V11H20V12H23L24 11V13H22V15H24V16H22L21 15V17H26V16H28V14H27V11L29 10V8H28V10H24V9ZM228 8V9H229ZM233 8V7H232ZM261 8V10H259ZM11 9V8H10ZM10 9H9V11H10ZM93 9V10H92ZM23 10V11H22ZM11 11H12V13L13 14H16L15 13V11H13V9H11ZM10 11V12H11ZM26 11V12H25ZM81 11H79V12H81ZM17 12V11H16ZM98 12V15L96 14ZM264 13V12H263ZM261 14V15H260ZM26 15V16H25ZM256 17H255V16ZM263 15V16H262ZM96 16V17H95ZM239 16V15H238ZM259 16V17H258ZM10 17V16H9ZM11 17H12V14H11ZM235 17V18H234ZM246 17V18H245ZM249 18V19H248ZM258 18V19H257ZM258 21H257V20ZM0 22H2V20H3V22L2 23H0V27L2 26H4V29L5 30H7L8 29V27H14V26H11V23H15L14 22V20H6V21H4L5 20V18L3 19L2 17L0 18ZM115 20V22L114 23H117L116 21H118L119 20V18L117 17V18H115L114 19ZM245 20V21H244ZM13 21V22H12ZM238 21V24H236V22ZM253 21V22H252ZM10 22V23H9ZM253 24H252V23ZM258 22V23H257ZM246 23V22H245ZM244 23V24H245ZM244 24H241L240 26H242V25H244ZM247 24V25H248ZM259 24V25H258ZM262 24H263V27H261L262 26ZM7 25V26H6ZM115 25H118V23L117 24H115ZM230 25H232V28H229L230 27ZM234 25V26H233ZM236 26V27H235ZM260 26V27H259ZM235 27V28H234ZM10 28V29H11ZM234 28V29H233ZM1 29V28H0ZM10 29H9V31H10ZM13 30H14V28H12ZM231 31H230V30ZM235 29V30H236ZM259 29V30H258ZM3 30V29H2ZM5 30H3V32L2 33H5V35L7 34V31L6 32H4ZM12 30V31H13ZM229 30V31H228ZM12 31H10V32H12ZM174 31V30H173ZM173 31L171 32V33H173ZM256 31V32H257ZM260 31L258 32V33H260ZM10 32H8V33H10ZM222 32V33H221ZM219 33H221V34H223V35H221V34H219ZM17 34V33H16ZM196 34V35H195ZM9 35V34H8ZM22 35V34H21ZM161 35H162V37H161ZM181 35H183V36H181ZM192 35V36H191ZM196 37H195V36ZM7 36V35H6ZM14 36V35H13ZM171 36V37H170ZM173 36V37H172ZM181 36V37H180ZM188 36V37H187ZM224 36V39H222V37ZM260 36H258V37H260ZM8 38H9V41H7L8 42V44H6L5 43V45H3V47L4 46H6L7 47V45H10L11 46V48H12V46H13V49L15 50V49H17V48H14L15 46L17 47V45H18V47H19V45H24V44H22V42H21V40H19V37H20V35H18V37H17V35H15V37L14 38H16L17 37V39H15L16 40V45L15 44H13L14 43V38L12 39L11 37H9V36H7ZM155 37H157V39L155 38ZM166 37V38H165ZM187 37V38H186ZM228 37H230V38H228ZM231 37H233L232 39H231ZM172 38V39H171ZM183 38V39H182ZM226 38H228L229 40H230V43H226V42H228L229 40L228 39H226ZM238 38V39H237ZM246 38V37H245ZM21 39V38H20ZM152 39H154L153 41H151ZM156 39V40H155ZM198 39H200V40H198ZM259 39V38H258ZM262 39V40H261ZM12 40V41H11ZM159 40V41H160ZM177 40V41H176ZM206 42H205V41ZM228 40V41H227ZM232 40V41H231ZM264 36H262V37H260V41H261V43L260 42H256V44L254 45V46H251V47H253V48H251L250 47V49H251V51L250 52H253L254 51V48L257 50H261V52H264L263 50H264ZM163 41H161V42H163ZM169 41V40H168ZM185 41H189V42H187V43H189V44H187V43H185ZM198 41V42H197ZM201 41H202V43H203V45H202V43H201ZM212 41V42H211ZM225 41V42H224ZM18 42H21V44H18ZM141 42V43H140ZM178 43V45H177V43ZM184 42V43H183ZM207 42H211V44H209V43H207ZM235 42V43H236ZM148 43H150V45L148 44ZM172 43H174V44H172ZM205 43V44H204ZM213 43V44H212ZM13 44V45H12ZM26 44V43H25ZM176 44V45H175ZM187 44V45H186ZM191 44H193V45H191ZM197 44V45H196ZM226 44V45H225ZM258 44V45H257ZM15 45V46H14ZM175 45V46H174ZM190 45V46H189ZM200 45V46H199ZM204 45L206 46V48L204 47ZM211 45V46H210ZM227 45H229V47L227 46ZM9 46V47H10ZM136 46H137V49H135L136 48ZM145 46V47H144ZM21 47V46H20ZM142 47V48H141ZM197 47H198V49H197ZM239 47V46H238ZM258 47V48H257ZM129 48H130V46H129ZM201 48V49H200ZM202 48L204 49V50H202ZM260 48V49H259ZM137 51L136 53H135V50ZM140 49V50H139ZM180 49V50H181ZM215 49H216V51H215ZM14 50H13V52H14ZM219 50V51H218ZM253 50V51H252ZM257 50V51H258ZM132 51V52H131ZM140 51V52H139ZM145 51V52H144ZM177 51V50H176ZM195 51H196V53H195ZM229 51H227V52H229ZM16 52V51H15ZM15 52H14V54L11 52V56H12V58H11V56H10V58H7V61L6 62H8V59H10L9 60V63H12V62H10V61H13L14 63H16V61H15V59H17V58H14V55L15 56H18L19 54H17V52H16V54H15ZM149 52L151 53V54H149ZM218 52V53H217ZM221 52V53H220ZM2 53V51H0V54ZM76 54L77 53H74V54H72V56H70V58H68V60L70 59H73L74 61L75 60H78L77 58H75L76 57ZM144 54H148V55H144ZM197 54V55H196ZM200 54V55H199ZM254 54V53H253ZM75 55V56H74ZM152 55V56H151ZM194 55V56H193ZM255 55V54H254ZM254 55L252 56V53H251V55H249V57H248V59L249 60H252L253 58H254ZM264 55V53L262 54V56ZM134 56V57H133ZM142 56V57H141ZM146 56V57H145ZM154 56V57H153ZM182 56L184 57L183 59H182ZM247 56L248 55H246L245 56V58L244 59H247ZM73 57V58H72ZM202 57V58H201ZM264 57V56H263ZM75 58V59H74ZM118 58H120L121 59V57H117V59ZM134 58V59H133ZM142 58H143V60H142ZM146 58V59H145ZM148 58V59H147ZM155 58V59H154ZM12 59V60H11ZM117 59L115 58L114 60L115 61H117ZM120 59H118V60H120ZM166 59V60H165ZM179 59H181L180 61H182L183 60V63L184 64H186L187 66H188V68H190L189 67V65L191 64L192 66H193V64H194V66H193V69H191L192 68V66H191V68L190 69H188L187 68V71H185L186 70V65H185V68H184V66L182 65V64H180L179 62ZM217 59V60H216ZM68 60H66L67 62H68ZM70 60H69V63H70ZM72 60V61H73ZM151 60V61H150ZM175 60H177L178 61V64H177V62L176 63H174L175 62ZM71 61V62H72ZM134 61V62H133ZM166 61V62H165ZM170 62V65L168 66V64H169V62ZM199 61H201L200 62V65H199ZM222 61V60H221ZM35 62V60H33V63ZM194 62V63H193ZM197 62V63H196ZM20 63V62H19ZM18 62H17V64H19ZM108 64V65H107ZM110 64V65H109ZM136 64V65H135ZM173 64H175V65H177V67H175V65H173ZM132 65H133V67H132ZM180 65V66H179ZM181 65H182V67H183V70H182V67H181ZM199 65V66H198ZM217 65V66H216ZM172 66V67H171ZM173 66L175 67V69H173L175 72H177L178 73V75H177V73H173L172 71V68H173ZM220 66V67H219ZM171 67V68H170ZM200 67H202V68H200ZM220 69H219V68ZM261 66H259V70L261 69L260 68ZM132 68H133V70H132ZM179 68H181L180 69V71H179ZM204 68V69H203ZM213 68H215V69H213ZM263 68V67H262ZM33 69V68H32ZM88 69V70H87ZM90 69H92V70H90ZM168 69H170V71L168 70ZM178 69V70H177ZM194 69H195V72L197 73V75H196V73H195V75H194V72L192 73V71H194ZM210 70V71H208V70ZM84 70H86V71H84ZM163 70V71H162ZM172 70V71H171ZM192 70V71H191ZM202 70H204V71H202ZM223 70V71H222ZM94 71V72H93ZM105 71H106V73H105ZM171 73V77H170V75H169V72ZM183 71V72H182ZM191 72V73H189V72ZM200 71L202 72V74L200 73ZM206 71V72H205ZM214 71H216V72H214ZM83 72V73H82ZM93 72V73H92ZM186 72L190 75L191 74V76H189L188 74H186ZM203 72H205V74L206 73H208V74H204ZM210 72V73H209ZM220 72V73H219ZM231 73V74H228V73ZM261 74L264 72V70H262V71H259ZM77 73V74H76ZM86 73H89V74H86ZM131 73H133V74H135V75H133V74H131ZM172 73L173 74H175V75H172ZM200 73V75H198ZM239 73H241V74H239ZM244 73V74H243ZM83 74V75H82ZM84 74H85V76H84ZM129 76H128V75ZM185 74L187 75V78H186V76H185ZM225 74V75H224ZM260 74V75H261ZM88 75H91L90 77H87ZM106 77H105V76ZM126 75V76H125ZM184 76V78H186V80L184 79V78H182L183 76ZM203 75H205V76H203ZM208 75V76H207ZM218 75V76H217ZM233 75V76H232ZM239 75L241 76V77H239ZM243 75V76H242ZM245 75V76H244ZM249 75V76H248ZM256 75V74H255ZM74 76H73V78H74ZM79 76H81V77H79ZM125 78H124V77ZM174 76H175V78H174ZM178 76V77H177ZM192 76H194V77H192ZM201 76H203L204 78H206L205 80H202L203 81V83L201 84L200 82H202L201 81V78H203V77H201ZM211 76V77H210ZM222 77V78H220L219 79V77ZM227 78H225V77ZM262 76V75H261ZM86 77H87V79H86ZM107 77H108V79H107ZM123 77V78H122ZM173 77V78H172ZM190 77H192L191 78V81H190ZM197 77H201L200 79L199 78H197ZM216 77H218V78H216ZM224 77V78H223ZM230 77V78H229ZM239 79H238V78ZM244 77V78H243ZM252 77V79L250 80V79H248V78H251ZM69 77H67L66 79H68ZM81 78V80L83 81H80L79 79ZM91 78H93V79H91ZM123 80H122V79ZM133 78V79H132ZM135 78V79H134ZM170 78V79H169ZM179 78V79H178ZM196 78V79H195ZM203 78V79H204ZM211 78V79H210ZM234 78H235V82H234ZM245 78H247V80L245 79ZM254 78V79H253ZM105 81H103V80ZM107 79V80H106ZM166 79H168V80H165ZM182 79V80H181ZM186 81H184V80ZM197 79H199V80H197ZM218 79V81H217V83H216V81L215 80H217ZM221 79H222V82H221ZM231 79H232V81H231ZM263 79V78H262ZM86 80V81H85ZM115 80V79H114ZM132 80H134V82H138L137 84H134V82L132 81ZM141 80V81H140ZM155 80V81H154ZM177 80V81H176ZM182 82H181V81ZM211 80V81H210ZM224 80V81H223ZM231 82H230V81ZM246 80V81H245ZM253 80H255L254 82H253ZM79 81V82H78ZM92 81V82H91ZM124 81H126L125 83H123ZM131 81H132V83H131ZM165 81V82H164ZM170 81V82H169ZM196 81V82H195ZM215 81V82H214ZM227 81H228V83H227ZM250 81H251V83H250ZM81 82V83H80ZM90 82V83H89ZM93 82H95L94 84H93ZM114 82V83H113ZM153 82H154V84H156V85H154L153 84ZM190 82V83H189ZM192 82V83H191ZM198 82V83H197ZM222 83V84H219V83ZM226 82V83H225ZM247 82V83H246ZM259 82H261V81H259ZM84 83V84H83ZM105 83H106V85H105ZM116 83H117V85H116ZM143 85H142V84ZM150 83H152V84H150ZM170 85H172V86H170ZM181 83H183V84H181ZM187 83V84H186ZM196 83V84H195ZM230 83V86L228 85ZM231 83H235V85H233V84H231ZM237 83H238V85H237ZM262 83V82H261ZM77 84H78V86H77ZM98 84H100V85H98ZM121 85V86H118V85ZM123 84V85H122ZM179 84V87H180V84H181V87L183 86L184 88H179L178 87V90L179 89H181V91H182V89H183V91H184V89L185 90H189V91H187V92H181L180 90V92L181 93H183L182 95H184V96H182L181 95V93H178L179 91H177V93H176V87H177V85ZM186 84V85H185ZM195 84V85H194ZM216 84H218V86L219 87H217L216 86ZM224 84H226L227 85V87L224 85ZM243 84V85H242ZM247 84V85H246ZM259 84V83H258ZM92 86V88L93 89H91V87L90 86ZM105 85V86H104ZM125 85V86H124ZM138 85V86H137ZM141 85V86H140ZM146 85H147V87L149 88H147L146 87ZM152 85V86H151ZM154 85V86H153ZM174 85H176V86H174ZM193 85V86H192ZM212 85H213V89H212ZM222 85L225 87V90H224V88H222V90H224V91H221V87H222ZM241 85V87H239ZM72 87L71 89L73 90V91H75L76 89H75V87ZM81 86V87H82ZM90 88H89V87ZM114 86H115V88H114ZM124 86V87H123ZM128 86V87H127ZM145 88H143V87ZM151 86V87H150ZM173 86L175 87V89H172L173 88ZM198 86H199V88H198ZM207 86H209L210 87V89H211V91L212 90H214L213 92H216V90H218V91H221V92H223V93H227V95H225V94H223V95H221V93H219L218 94V96L220 95V97H224V98H226L225 100H224V98H222V99H220L221 101H219V102H216V103H219L220 105L223 103V101H224V106H223V104H222V106H220V105H218V106H220L219 108H225V105H226V110L227 111H229V113H233L232 112V110L234 111V113L233 114H235V115H237V116H239L238 117V119H240V117H241V119L240 120H238L237 119V126H235L234 128H235V130H237V131H241V134H240V138L242 137V136H244V138H243V140L242 141H240L239 140V142L237 143L236 142V147H234V150L232 149H230L229 150V152L227 151V152H224V151H216V153H213V154H215V156H211L212 157V159H211V157H207L206 158V156H208L205 152H204V154L202 153L203 152V150H199L200 152L198 153V151H196V152H194V150L196 149L195 148V146H197L200 142V145H198L199 146V148H200V146L202 145V141H200V139H202V136L203 135H205V133H206V130H208V126L211 124H209V122H211V119H212V117L210 118L209 117V115L205 118V120L204 119H199V117L198 116H195V115H192V116H190V117H188V115L187 116H183V114H184V112L185 113H187V101H185V102H183L182 100H187L188 98H185L184 99V97L186 96L187 97V94H189V92L192 94V92H197V90L198 89H201V90H203V92L204 91H206L207 89L209 90V87L207 88ZM232 86V87H231ZM237 86V88H235ZM108 87H110V88H108ZM127 87V89H128V91H126L127 89H125ZM134 87V88H133ZM142 87V88H141ZM171 87V88H170ZM194 87V88H193ZM214 87H215V89H214ZM239 87V88H238ZM243 87V88H242ZM75 90H74V89ZM89 88V89H88ZM96 88V89H95ZM106 88V89H105ZM114 88V89H113ZM124 88V89H123ZM152 88V89H151ZM153 88H154V90H153ZM172 89L171 91H172V94H174V95H172V94H170L169 96H170V103L172 104V106H168V105H171L170 103L168 104V105H166V106H168V107H165V109L163 110V109H160V112H159V114H158V112H157V110H154V112L152 111V112H150V113H148L147 115V117H145L146 119H144V116H146V115H144L143 116V114H141V113H139V111H136V110H138V109H135L134 108V106L136 107V104L135 105H130L129 103L128 104H126V105H122L123 103H126L125 102V99H126V97H127V99H126V101H128V100H130L131 98H133L132 96L133 95H135L136 96V94H134V93H136V92H139V93H137V96L139 95H142V96H140V97H147V99H148V101L147 100H145V101H147V103H152V104H150L151 105V108H155V106H156V103H157V101H156V99L158 98L159 100L163 97V96H161V95H166V94H169L168 92L170 91H168V92H166V91H164L163 92V90L162 89ZM196 88H197V90H196ZM206 88V89H205ZM232 88H235V90H233ZM240 88H242V89H240ZM70 89V90H71ZM91 89V91H89ZM98 89V90H97ZM103 89V90H102ZM123 89V90H122ZM132 89V90H131ZM134 89H139V90H134ZM147 89V90H146ZM165 89V90H166ZM193 89H195L196 91H193ZM230 89V90H229ZM237 89V90H236ZM239 89H240V92H239ZM71 90V91H72ZM108 90V91H107ZM110 90V91H109ZM125 90V91H124ZM130 90L132 91V92H130ZM142 90V91H141ZM161 90V91H160ZM173 90H175L174 92H173ZM190 90H192V92L190 91ZM73 91L72 92H70V93H68L69 95L70 94H72L73 93ZM96 91V92H95ZM112 91V92H111ZM114 91H116V92H114ZM133 91H136V92H133ZM158 91V92H157ZM199 91V90H198ZM210 91V90H209ZM210 91V92H211ZM229 91V92H228ZM231 91V92H230ZM238 91V92H237ZM246 91H244V92H246ZM257 91H259L258 92V94H257ZM101 92H103V93H101ZM150 92V93H149ZM162 92V93H161ZM201 92V91H200ZM249 92H247L245 95H248V93ZM146 93V95H144ZM156 93V94H155ZM159 93V94H158ZM161 93V94H160ZM171 93V92H170ZM187 93V94H186ZM229 93V94H228ZM236 93V94H235ZM239 95H238V94ZM131 95V97H130V95ZM153 94V95H152ZM155 94V95H154ZM176 94H179V96L178 95H176ZM186 94V95H185ZM261 94V95H260ZM66 95V94H65ZM148 95V96H147ZM150 95H152V96H150ZM158 97H157V96ZM233 95V96H232ZM237 95V96H236ZM134 96V97H135ZM156 97V99H155V97ZM161 98H160V97ZM177 98H176V97ZM182 96V97H181ZM227 96V97H226ZM244 96V97H243ZM252 96H251V98H252ZM254 96H259L260 98H256V97H254ZM110 97V98H109ZM149 97H152V99L151 98H149ZM153 97H154V99H155V101H149V100H154L153 99ZM98 98H100L101 100H99ZM144 98V99H145ZM172 98V99H171ZM174 98V99H173ZM182 98V99H181ZM229 98V99H228ZM241 99V100H239V102H238V99ZM251 98H248V99H251ZM252 98V99H253ZM68 100H69V97L67 98ZM124 99V100H123ZM169 99V98H168ZM178 99V100H177ZM257 99V100H256ZM233 100V101H232ZM237 100V101H236ZM256 100V101H255ZM69 101H71V100H69ZM117 101V102H116ZM167 101H169V100H167ZM181 101V102H180ZM226 101V102H225ZM228 101V102H227ZM234 101H236L235 102V104L238 102V103H240L241 105H242V107H244L246 104H247V106H245L244 108H242L241 106H240V104H237V105H233L234 106V108H232V104H234L233 102ZM261 101H263L262 99H261ZM260 101V102H261ZM64 102V101H63ZM155 102V104H153ZM180 102V103H179ZM232 102V103H231ZM242 102H243V104H242ZM259 102V103H260ZM68 103H69V105L71 104V102H68V101H66L65 103H63V105L64 104H66V105H68ZM103 103H104V105H103ZM121 103V104H120ZM175 103H176V105H175ZM215 103V104H216ZM227 103V104H226ZM229 103H231V104H229ZM261 103H263L264 104V101L263 102H261ZM260 103V104H261ZM119 104V105H118ZM158 104V103H157ZM182 106H181V105ZM65 105V106H66ZM102 105V106H101ZM115 105V106H114ZM149 105V104H148ZM154 105V106H153ZM187 105V106H186ZM210 105H212L211 103H210ZM216 105V106H217ZM120 106V107H119ZM125 106V107H124ZM128 106H130L129 108H128ZM132 106V107H131ZM184 106H186V107H184ZM216 106H214V109H217L218 108V106H217V108H216ZM228 106H230V107H228ZM237 106H240V107H237ZM264 106V105H263ZM67 107V106H66ZM104 107V108H103ZM107 107H108V110H106L107 109ZM111 107V108H110ZM113 107V108H112ZM114 107H116V109H117V111H116V109L114 108ZM118 107V108H117ZM178 109H177V108ZM182 107H184V108H182ZM125 108V109H124ZM128 108V110H126ZM149 108H150V106H149ZM149 108L147 109V110H149ZM151 108H150V110H151ZM159 108V107H158ZM169 108H171V110L169 109ZM218 108V109H219ZM250 108V107H249ZM104 109V110H103ZM119 109V110H118ZM120 109H122V111L120 110ZM130 109V110H129ZM135 109V112L133 111ZM156 109V108H155ZM166 109H168V110H166ZM179 109H180V111H179ZM182 109V110H181ZM112 110V111H111ZM127 112H126V111ZM163 110V111H162ZM173 110V111H172ZM186 110V111H185ZM105 111V112H104ZM146 111V110H145ZM159 111V110H158ZM162 111V112H161ZM170 111V112H169ZM175 111V112H174ZM184 111V112H183ZM216 111V110H215ZM231 111V112H230ZM249 111L252 113H249ZM253 111V112H252ZM121 112V113H120ZM123 112V113H122ZM138 112V113H137ZM148 112V111H147ZM168 112H169V114H168ZM176 114V116H175V114ZM120 113L121 115H118V114ZM127 113V114H126ZM133 113H135V114H133ZM170 113H171V116H169L170 115ZM237 113V114H236ZM116 115L117 114V116L115 117L114 115ZM123 114V115H122ZM126 114V115H125ZM140 114H141V116H140ZM153 114V115H152ZM161 114H163V115H161ZM165 114H168V115H165ZM245 114V115H244ZM255 114V113H254ZM92 115H94L93 116V118H91L92 117ZM133 115V116H132ZM135 115V116H134ZM138 115V116H137ZM157 115V117H155L154 118V116H156ZM247 115V116H246ZM250 115H251V117L252 118H250ZM123 116H126V117H123ZM129 116V117H128ZM143 116V117H142ZM161 116V117H160ZM173 116V117H172ZM210 116H212V114L210 115ZM244 116H245V118H247V119H245L244 118ZM83 117H85V118H83ZM106 117V118H105ZM109 117V118H108ZM111 117V118H110ZM121 117V118H120ZM141 117V118H140ZM149 117H151V118H149ZM161 119H160V118ZM162 117H164L165 118V120H164V118H162ZM169 117V118H168ZM172 117V119H170ZM183 117V118H182ZM192 117V118H191ZM195 117H196V119H195ZM249 117V118H248ZM113 118V119H112ZM124 118V119H123ZM129 118H131V121H129L130 119ZM135 118H137V119H135ZM140 118V119H139ZM148 118H149V120H148ZM154 119V121L156 122L157 121V123H155L154 124V121H153V119ZM180 118V119H179ZM182 118V119H181ZM256 118V119H255ZM83 119V120H82ZM88 119V120H87ZM93 119V120H92ZM96 119V120H95ZM112 121H111V120ZM115 119H117L116 121H115ZM121 119V120H120ZM125 119H126V121H125ZM152 119V120H151ZM162 119H163V121H162ZM176 119L178 120L179 119V121H177V123L175 122L176 121ZM189 119H191V120H189ZM248 119H249V121H248ZM253 119H255L254 121H253ZM108 120H110V122H112L111 124H108ZM118 120H120V121H118ZM128 120V121H127ZM139 120V121H138ZM151 120V121H150ZM162 122H161V121ZM173 120V121H172ZM189 120V121H188ZM195 122H194V121ZM199 120V122H201V121H203V122H201V124L199 123V122H196V121H198ZM201 120V121H200ZM245 120V121H244ZM84 121V122H83ZM86 121V122H85ZM90 121V123H91V125H90V123H88ZM95 121V122H94ZM105 121V122H104ZM123 121V122H122ZM133 121V122H132ZM143 121H144V125H142L143 124ZM170 121V122H169ZM187 121V123L185 124V123H183V122H186ZM207 121V122H206ZM240 121H241V124H239L240 123ZM248 121V122H247ZM93 122V123H92ZM117 122H118V124L119 125H117ZM129 122V123H128ZM147 122H149L150 123V125L153 127V129L154 128H156V129H154L155 131H153V129H151V127L150 126H147L146 124H148ZM151 122H152V124H151ZM158 122L160 123L159 125H158ZM164 122V123H163ZM165 122H168V123H166L165 124ZM179 122V123H178ZM251 122L253 123L252 125H251ZM84 123V124H83ZM85 123H87L86 125H85ZM105 123H107L105 126L103 125V124H105ZM116 123V124H115ZM128 123V124H127ZM142 123V124H141ZM162 123V124H161ZM205 123V124H204ZM208 125H207V124ZM248 123H250V124H248ZM92 124H94V125H92ZM97 124V125H96ZM99 124V125H98ZM132 124V125H131ZM141 124V126H139ZM154 124V125H153ZM172 124V125H171ZM174 124V125H173ZM176 124V125H175ZM178 124V125H177ZM179 124H180V127H179ZM190 124H191V126H192V128H191V130L192 129H194L195 131H194V133L196 132V134H194V136H196V139H193V138H195V137H192V138H190V139H186L187 138V135H185V133H187V131L188 130H186L185 131V128L184 127H186V125L188 126V127H186V129H188L189 128V126H190ZM194 124V125H193ZM199 124V125H198ZM90 125V126H89ZM113 126V127H111V126ZM127 125V126H126ZM128 125L129 126H131V127H129L128 128ZM133 125H135V126H133ZM148 127V128H146V126ZM165 125V126H164ZM195 125H197L198 127H200V129L198 128V127H196ZM201 125V126H200ZM206 125V126H205ZM212 125V124H211ZM249 125V126H248ZM85 126V127H84ZM91 126H95V127H92V128H94V129H89ZM145 128H144V127ZM155 126V127H154ZM179 128H177V127ZM193 126H195V127H193ZM243 126L245 127H248L247 129H246V131H244L243 130ZM252 126V127H251ZM108 127H109V130L111 131V129L113 130V134H112V131L111 132H108ZM110 127H111V129H110ZM115 127H117V128H115ZM122 127V128H121ZM123 127H124V129H123ZM137 127V129H138V131H136L135 130V128ZM157 127H158V129H157ZM171 127V128H170ZM204 127H208L207 129H205ZM241 127V128H240ZM245 127V128H246ZM95 128H96V130H95ZM132 128L136 131V132H134V130H133V132H134V134L137 136V137H133V134H132V136H131V131H132ZM141 128H144L143 130L141 129ZM181 128V129H180ZM195 128H198V129H195ZM203 128V129H202ZM250 128V129H249ZM103 129H105V132H106V130H107V133H105L104 132V130ZM120 129L124 132H122V131H120ZM152 130V132H150V130ZM182 129H184V131L182 130ZM89 130V131H88ZM99 130H100V132H99ZM116 130H117V132H116ZM125 130V131H124ZM139 130H141L140 131V133H139ZM146 130V131H145ZM180 130V131H179ZM189 130H190V128H189ZM201 130V131H200ZM204 130V131H203ZM234 130V129H233ZM243 130V131H242ZM59 131V130H58ZM114 131H115V133H114ZM142 131H145V132H142ZM174 131H175V133H176V135H175V133H174ZM182 131V132H181ZM237 131H235V133L237 132ZM239 131V132H240ZM248 131V132H247ZM261 131V132H260ZM88 132V133H87ZM93 132V133H92ZM98 132L100 133V134H98ZM125 132H127V133H125ZM129 132V133H128ZM131 132V133H130ZM149 132V133H148ZM239 132H237L236 133V136L234 135V137L238 140L239 139ZM249 132L251 133V134H249ZM59 133V132H58ZM97 133V134H96ZM105 133V134H104ZM109 133V134H108ZM143 133H145V135L143 134ZM154 133V134H153ZM180 133V134H179ZM200 134L199 135V137H200V139L197 137L198 136V134ZM246 133L248 134V135H246ZM57 134V133H56ZM102 134V135H101ZM141 134H143V135H141ZM244 134V135H243ZM255 134V135H254ZM51 135V136H52ZM59 135V134H58ZM96 136L97 135V137H94V136ZM104 135V136H103ZM107 137H106V136ZM128 135V136H127ZM151 136V138H150V136ZM246 135V136H245ZM249 135H252L253 136V138H251L250 139V137L251 136H249ZM100 136V137H99ZM102 136V137H101ZM141 136V137H140ZM143 136V137H142ZM147 136H149V137H147ZM152 136H154V138L152 137ZM156 136V137H155ZM164 136V135H163ZM182 136V137H181ZM238 136V137H237ZM60 137V136H59ZM83 137L85 138V139H83ZM92 137V138H91ZM96 139V140H98V142H99V144H98V142L94 139V138ZM133 137V138H132ZM139 137H140V139H139ZM165 137V136H164ZM176 137V138H175ZM178 137V138H177ZM259 137V138H258ZM263 137V138H262ZM89 138V139H88ZM99 138H103V140H101V139H99ZM106 138V140H104ZM132 138V139H131ZM150 138V139H149ZM175 138V139H174ZM189 138V137H188ZM234 138V139H235ZM256 138V139H255ZM54 139H55V143L53 142L54 141ZM80 140V141H78V143H77V140ZM93 139H94V141H93ZM110 139H111V141H110ZM143 139V140H142ZM149 139V140H148ZM168 139V138H167ZM182 141H181V140ZM192 139V140H191ZM198 139H199V141H198ZM232 139H233V137H232ZM233 139V140H234ZM235 139V140H236ZM260 139V141L257 143L256 142V140L258 141ZM263 139V140H262ZM89 140V141H88ZM135 140V141H134ZM175 140H177L176 142H175ZM234 140V141H235ZM251 140V141H250ZM263 141V145L262 144H259L260 142H262ZM81 141H83V142H81ZM92 141V142H91ZM104 142L103 144L105 145H102V143L101 142ZM140 143V146L138 145L139 143ZM143 141H145V143H143ZM147 141V142H146ZM151 141H153V142H151ZM181 141V142H180ZM196 141H198V144H197V142ZM230 141V144L231 143H233L234 144V141H232L231 139L229 140ZM7 142V141H6ZM58 142V143H57ZM80 142V143H79ZM94 142V143H93ZM107 144H106V143ZM111 142V143H110ZM113 142H114V144H113ZM178 142V143H177ZM241 142V143H240ZM253 142V143H252ZM60 143V144H59ZM82 143V144H81ZM137 143V145H135ZM151 143V144H150ZM152 143H154V144H152ZM192 143H196L195 145L193 144V146H192ZM244 143V144H243ZM252 143V144H251ZM254 143H257L256 144V147H259L260 145H262V146H260V147H263L262 149L259 147V150H258V148H256L255 147V145H254ZM57 144V145H56ZM65 144V145H64ZM79 144V145H78ZM91 144H92V146H91ZM101 144V145H100ZM144 144V145H143ZM146 144H150L149 145V147H150V150L148 151V149H149V147L146 145ZM178 144V145H177ZM237 144L238 145H240V144H243V145H240L241 147H240V149H239V146H237ZM4 145V144H3ZM2 144L0 145V151L1 152H3V154L0 152V167L4 170V168L6 167V170H11V171H23V170H25V169H29L30 167V169L31 170H34V167L36 166V163L35 162H37V163H39V161H40V158L38 159V158H34V160L32 159V158H30L31 160L29 161V159H24L25 157L27 158V156H25L24 157V152L23 151H21V149H20V147H18V149H17V154H16V149H14V151H15V153L13 154V149H10V150H12L11 151V153L13 154V155H15V156H13L12 154H10V151L8 150L9 148H10V146L9 147H6L5 148V146H3ZM54 145H56V148L54 147ZM60 145H62V146H60ZM134 145V146H133ZM151 145H152V147H151ZM182 145V146H181ZM188 145V146H187ZM247 145V146H246ZM3 146V147H2ZM58 146V147H57ZM60 146V147H59ZM69 146H70V148H69ZM82 146V148H80V147ZM90 146V147H89ZM96 146H98V148H100L101 149V151H100V149H95V148H97ZM107 146H108V148H107ZM111 146V147H110ZM112 146H113V148H112ZM134 147V149H135V147H136V151H133L131 148L132 147ZM139 146V148H137ZM143 146V147H142ZM179 146V147H178ZM186 146V148H184ZM246 147V148H244V149H246V151L242 148V147ZM249 146V147H248ZM69 149H68V148ZM79 147V148H78ZM83 147H85V149H83ZM102 147H104L103 149H102ZM144 147H148V149H146L145 148V150H144ZM192 147H194V150H192L193 148ZM59 148V149H58ZM62 148V149H61ZM86 148H88V150L86 149ZM115 148V149H114ZM153 148V149H152ZM198 147H197V149H199ZM255 148V149H254ZM5 149V150H4ZM6 149H7V151H6ZM20 149V150H19ZM23 149V148H22ZM58 152V154H59V152H60V156L61 157H63V158H61L60 156H58V154H57V152H55V150ZM78 149V150H77ZM105 149H109L108 150V152L109 153H111V154H109V153H106V151L107 150H105ZM130 149V150H129ZM139 149V150H138ZM183 149V150H182ZM186 149V150H185ZM252 151H251V150ZM253 149L255 150L254 152H253ZM257 149V150H256ZM62 150V151H61ZM68 150V151H67ZM77 150V151H76ZM81 150V151H80ZM105 150V151H104ZM115 150V151H114ZM127 150H129V152L127 151ZM144 150V151H143ZM151 150H154V151H152L151 152ZM174 150H171L172 152L174 151ZM191 150L193 151V152H191ZM50 151V152H49ZM94 151V152H93ZM95 151H97V152H95ZM131 151V152H130ZM140 151H142V152H140ZM147 151H148V155H146L147 154ZM174 151V152H175ZM176 151V152H177ZM202 151V152H201ZM236 151H237V153H236ZM243 151V152H242ZM250 151V152H249ZM21 152H23V154L21 155ZM57 154V156L55 155V153ZM68 152V153H67ZM71 152V153H70ZM88 152V153H87ZM115 152V154H114V156L112 155L113 153ZM126 152V153H125ZM134 152V153H133ZM137 154H136V153ZM150 152H151V154H150ZM221 152V153H220ZM234 152V153H233ZM242 152V153H241ZM257 152H259V153H257ZM7 153H8V155L10 156V158L8 159V160H6V158H8V157H6L5 158V156L4 155H7ZM51 153V154H50ZM54 153V154H53ZM74 153V154H73ZM78 153H82L83 154V156L85 157V158H83V156L80 154V156L78 155ZM101 153H106V154H108V158L106 159V160H104V159H102L103 157H104V155H106V154H101ZM122 153V154H121ZM145 153V154H144ZM191 153V154H190ZM195 153V154H194ZM229 153V154H228ZM256 155H255V154ZM47 154V153H46ZM118 154H120V155H118ZM135 154L136 155H141V156H143L144 157V155L146 156V157H142L143 159H137L136 157L137 156H135ZM200 154H202V155H200ZM223 154V155H222ZM226 154V155H225ZM229 156H228V155ZM242 154H244L243 156H244V158H243V156H241ZM259 154V155H258ZM48 155V154H47ZM62 155H64V156H62ZM101 157H100V156ZM112 155V156H111ZM123 155V156H122ZM126 155V156H125ZM128 155H130V156H128ZM155 155V156H154ZM206 155V156H205ZM218 155V156H217ZM235 155V156H234ZM237 155V156H236ZM240 155V156H239ZM246 155V156H245ZM53 156V157H52ZM90 156V157H89ZM91 156H93V157H91ZM94 156H97V158L96 157H94ZM125 156V157H124ZM131 156H132V158L134 157V158H136V160L135 159H133V161H132V163H131V160H130V158H131ZM154 156V157H153ZM195 156V157H194ZM200 156V157H199ZM230 157L229 158V160L227 161V159H228V157ZM251 156H252V158H251ZM256 156V158H254ZM257 156H259V158L257 157ZM12 157V158H11ZM20 157H24L23 159L22 158H20ZM60 158V161L58 162V158ZM71 157V158H70ZM74 157V158H73ZM77 157V158H76ZM89 157V158H88ZM100 157V159H101V161L102 160H104L103 161V163H101V161L98 159ZM106 157V156H105ZM104 157V158H105ZM118 157V158H117ZM124 157V158H123ZM128 157V158H127ZM152 157H153V160H152ZM188 157V158H187ZM190 157V158H189ZM202 157H203V159H202ZM213 157H214V159H213ZM216 157H218V161H216ZM225 157V158H224ZM232 157H233V160H232ZM240 157H242L244 160L246 159V160H249V161H245L246 163L248 162V164H247V168L245 167V162L242 164V161H241V164H240V160L239 159H241ZM246 157V158H245ZM250 157V158H249ZM16 158V159H15ZM18 158H20V159H18ZM47 158H48V156H47ZM69 158V159H68ZM78 158H80V159H82V160H84V162L82 161V163H79L80 162V159H79V161H77L78 160ZM112 158V159H111ZM149 158V159H148ZM156 158V159H155ZM192 158H193V160H192ZM201 158V159H200ZM204 158H206V159H204ZM220 158V159H219ZM236 159V161H235V159ZM239 158V159H238ZM249 158V159H248ZM5 159V161H3ZM16 160V162H17V159H18V164H16V162H14L13 160ZM58 159V160H57ZM77 159V160H76ZM87 159V160H86ZM122 159H123V163L122 162H119V161H122ZM125 159V160H124ZM129 159V160H128ZM162 159V160H161ZM210 159L212 160V161H210ZM259 159V160H258ZM13 161V162H10V164H11V166L9 165V161ZM25 160H27L26 162H25ZM39 160V161H38ZM55 160H57V162H56V164H55ZM72 160V161H71ZM93 160V161H92ZM95 160V161H94ZM98 160V161H97ZM110 160H111V162H110ZM187 160V161H186ZM202 160V161H201ZM208 160V161H207ZM215 160V161H214ZM239 160V161H238ZM251 160V161H250ZM254 160V161H253ZM2 161V162H1ZM66 161V162H65ZM74 161V162H73ZM92 161V162H91ZM96 161H97V163H96ZM105 161H107V163L105 164ZM118 161V162H117ZM189 161V162H188ZM200 161V162H199ZM220 161H223V162H220ZM231 161V162H230ZM5 162V163H4ZM7 162V163H6ZM33 162L35 163V164H33ZM68 162V163H67ZM95 162V163H94ZM116 162V163H115ZM124 162H125V165L127 166H121V163L122 164H124ZM146 162V163H145ZM157 162V163H156ZM185 162H187V164H185ZM190 162H192V164H189ZM196 162V163H195ZM203 162V163H202ZM205 162V163H204ZM210 162V163H209ZM212 162H215V163H213V164H211ZM217 162V163H216ZM230 162V163H229ZM237 162V164H234V163H236ZM4 163V165H2ZM15 163V164H14ZM28 163V164H27ZM31 163L33 164V166L31 165ZM62 165H61V164ZM109 163V164H108ZM117 163H118V165H117ZM135 163V164H134ZM162 163H164V162H162ZM194 163V164H193ZM221 163H222V166H221ZM225 163H226V165H225ZM10 167H12V168H8L9 166ZM12 164H14V165H12ZM48 164V163H47ZM120 164V165H119ZM159 166H158V165ZM165 164V163H164ZM202 164V165H201ZM212 166V167H208V166H210V165ZM220 164V166L218 167V165ZM228 164V165H227ZM253 164V165H252ZM27 165V166H26ZM31 165V166H30ZM35 165V166H34ZM59 165V166H58ZM67 165V169L65 168V166ZM71 165H73L72 167H70ZM139 165H140V167H139ZM143 165H148L147 167H145V166H143ZM150 165V166H149ZM154 165V166H153ZM214 165V166H213ZM216 165V166H215ZM224 165V166H223ZM255 165H256V167L257 168H254L255 167ZM3 166V167H2ZM14 166V167H13ZM27 168H26V167ZM48 166V165H47ZM52 166V167H53ZM103 166V167H102ZM137 166V167H136ZM158 166V167H157ZM199 166V167H198ZM242 166H244V167H242ZM251 166H252V169H250V172L249 171H247L249 168H251ZM254 166V167H253ZM132 167V168H131ZM134 167H135V170H136V172H132V170H134ZM159 167H160V169H159ZM163 167V168H162ZM188 167H187V169L186 170H188ZM203 167V168H202ZM206 167V168H205ZM235 167V168H234ZM238 167V168H237ZM241 167V168H240ZM33 168V169H32ZM64 168H65V170H66V172H65V170H64ZM120 168V169H119ZM123 168H125V170H126V172H125V170L123 171ZM146 168H147V171H146ZM148 168H149V170H148ZM158 168V169H157ZM194 168V169H193ZM197 168V169H196ZM200 168V169H199ZM222 168H226V169H222ZM12 169H14V170H12ZM16 169V170H15ZM69 169V170H68ZM141 169H142V171H141ZM156 169V170H155ZM166 169H168V168H166ZM181 169V170H182ZM196 169V170H195ZM219 169H221V170H219ZM239 169V170H238ZM240 169L242 170V171H240ZM64 170V171H63ZM108 170V171H107ZM131 170V171H130ZM145 170V171H144ZM152 170H154V171H152ZM202 170V171H201ZM223 170V171H222ZM236 170V171H235ZM247 172H246V171ZM251 170H252V173H251ZM255 170V171H254ZM21 171V172H22ZM62 171V172H61ZM100 171V172H99ZM105 173H104V172ZM129 171H130V173H129ZM152 171V172H151ZM222 171V172H221ZM243 171L244 172H246V173H243ZM254 171V172H253ZM24 172V171H23ZM132 172V173H131ZM140 172V173H139ZM143 172V173H142ZM150 172V173H149ZM154 172V173H153ZM196 172V173H195ZM201 172V173H200ZM206 172V173H205ZM221 172V173H220ZM242 172V173H241ZM100 175L99 177H98V174ZM103 173V174H102ZM126 173V174H125ZM128 173V174H127ZM136 173H138V176H137V174ZM148 173L150 174V175H148ZM158 173V174H157ZM194 173V174H193ZM198 173H200V174H198ZM204 173V174H203ZM229 173V174H228ZM231 173V174H230ZM239 173V174H238ZM241 173V174H240ZM250 173V175L251 176H249L248 174ZM255 173V174H254ZM95 174V173H94ZM106 176H105V175ZM113 174V175H112ZM125 174V175H124ZM136 176H135V175ZM155 174H157V175H155ZM195 174H197V175H195ZM220 174V175H219ZM245 174H247L246 176H245ZM260 174V175H259ZM65 175H66V177H65ZM107 175H109V176H107ZM114 175H115V177H114ZM131 175V176H130ZM148 175V176H147ZM154 175V176H153ZM226 175V176H225ZM231 175V176H230ZM240 175V176H239ZM122 178H121V177ZM131 178L130 180H128L129 178ZM132 176H133V178H132ZM143 176V177H142ZM147 177V179L145 178V177ZM151 178H150V177ZM156 176V177H155ZM202 176H205V177H202ZM218 176H219V180H218ZM224 176V177H223ZM233 176V177H232ZM237 176H239L238 177V179L240 180H238L237 179ZM243 176H245V179H246V177L247 178H249V179H246L248 182H249V184H246V186L245 185H241V184H245V183H243L242 181V179L244 178ZM259 176V177H258ZM60 177V176H59ZM61 177H60V179H61ZM102 177V178H101ZM123 177H125V178H123ZM149 177V178H148ZM153 177H154V179H153ZM194 177V180L192 179V178ZM200 177V178H199ZM202 177V178H201ZM207 177V178H206ZM233 178V179H229V178ZM243 177V178H242ZM252 177V178H251ZM63 178V177H62ZM115 179V180H113V179ZM135 178L137 179V180H135ZM157 179V181H156V179ZM160 179V182H159V179ZM162 178H165V179H162ZM224 178V179H223ZM228 178V179H227ZM242 178V179H241ZM259 178V179H258ZM122 179H125L124 181L122 180ZM183 179V180H182ZM202 179V180H201ZM206 179V180H205ZM223 179V180H222ZM236 179V180H235ZM245 179H244V181H245ZM256 179V180H255ZM62 180V179H61ZM121 181V182H118V181ZM134 180V181H133ZM161 180L163 181V182H161ZM176 180H177V178H176ZM197 180V181H196ZM202 182H201V181ZM222 180V181H221ZM226 180V181H225ZM229 180L231 181V182H229ZM258 180H259V182H258ZM129 181V182H128ZM132 181V182H131ZM175 181V180H174ZM223 181H225V182H223ZM227 181H228V184H229V186H226L225 187V183H226V185H228L227 184ZM247 181H246V183H247ZM131 182V183H130ZM185 182V183H184ZM187 182H188V184H187ZM200 182V183H199ZM217 182V183H216ZM221 182V184H219ZM223 182V183H222ZM238 182V183H237ZM239 182H240V184H239ZM119 183V184H118ZM126 183H127V185H126ZM131 184V185H129V184ZM252 183V184H251ZM98 184V183H97ZM181 184V185H180ZM202 184H203V187H202ZM205 184V185H204ZM238 184V185H237ZM115 184L113 185V187H115L116 186ZM184 185V186H183ZM186 185V186H185ZM193 185V184H192ZM195 185H193V186H195ZM207 185V186H206ZM216 185H218V186H216ZM222 185H224V187L222 186ZM231 185H232V187H231ZM235 185V186H234ZM52 186H54V183H53V185ZM125 186V187H124ZM160 186V185H159ZM192 186V187H193ZM221 186V187H220ZM238 186V187H237ZM243 187L242 189L240 188V187ZM124 187V188H123ZM183 187V188H182ZM186 187V188H185ZM191 187V186H190ZM215 187H216V190H217V188H218V192L216 191V190H214L215 189ZM250 187H247V190L245 191V195L247 194V196H246V198H250V197H254L255 199H256V196L255 195H257L256 193H254V195L253 194H250L249 195V197H248V190H250ZM253 187L251 188V189H253ZM52 188V187H51ZM122 189V190H120V189ZM127 188H128V191H130V189H131V191L133 192H130V194L131 195H133V197L131 196H129L128 198H127V196L129 195V192L127 191ZM210 188H211V190H210ZM212 188H213V190H212ZM220 188V189H219ZM238 190V191H236V189ZM204 189V190H203ZM206 189V190H205ZM209 189V190H208ZM223 189L221 190L222 192H223ZM49 190L51 191L52 189H50L49 188ZM48 190V191H49ZM127 191L128 193L126 194L125 193V191ZM189 190H191L190 192H188ZM197 190V191H198ZM122 191H124V194H123V192ZM137 191H139V192H137ZM160 191H162V192H164V195H165V193H166V190L164 191V190H160ZM206 191V192H205ZM208 191H210L209 193H208ZM216 191V192H215ZM243 191V192H242ZM248 191V192H247ZM251 192H252V190H250ZM134 192H136L135 194H134ZM161 192V193H162ZM214 192H215V194H214ZM227 193H229V194H231L229 191H226ZM234 192L238 195V196H236V194L234 195ZM239 192V193H238ZM247 192V193H246ZM155 193V192H154ZM161 193H160V195H159V190H158V193H157V191H156V195H155V197H154V201L152 200V203H151V208H152V206H153V210L155 209V208H157V209H161L162 208V206H163V208L165 209V206L166 205H168V204H166L165 205V203L166 202H168V200H169V202L170 203H175L176 202V199L174 200V202H173V200H170L169 198H166V200L164 201L163 199H165V198H161L162 196H164V195H161ZM214 195H213V194ZM218 193V194H217ZM253 193V192H252ZM121 194V195H120ZM123 194V195H122ZM126 194V195H125ZM158 194V195H157ZM163 194V193H162ZM202 194V195H201ZM205 196H204V195ZM182 195V194H181ZM189 195H191V197H193V198H190V196ZM212 195V196H211ZM251 195H253V196H251ZM258 195H260V194H258ZM258 195H257V197H258ZM125 196V197H124ZM157 196H159V197H157ZM216 196V198H214ZM124 197V198H123ZM156 197H157V199H156ZM165 197V196H164ZM130 198H132V200L130 199ZM159 198V199H158ZM189 198V199H188ZM196 198V199H195ZM201 198H202V200H201ZM253 198V199H254ZM262 198L264 199V195L262 196ZM261 198V199H262ZM125 199V200H124ZM126 199L128 200V201H126ZM129 199H130V201H129ZM215 199V200H214ZM251 200H252V198H250ZM260 200V201H258V200H256L257 202H262L263 201V203H264V200ZM200 200H201V202H200ZM212 200L214 201V203L212 202ZM157 201V203H155ZM164 204V205H162L161 204V202ZM183 201V202H184ZM207 201V202H206ZM210 201V202H209ZM222 201V202H221ZM255 201V202H256ZM221 202V203H220ZM125 203V204H124ZM154 203H155V205H154ZM159 203V204H158ZM178 203V202H177ZM177 203H175L176 205H179V204H177ZM196 203L198 204V205H196ZM200 203H202L203 204V206H202V204H200ZM259 203H256V204H259ZM262 203V205H261V207L262 208H264V204ZM131 204V203H130ZM129 204V205H130ZM133 204V203H132ZM134 204V205H135ZM156 204H158V205H156ZM195 204V205H194ZM205 204H207V205H205ZM213 204V205H212ZM125 205V206H124ZM169 205H171V204H169ZM199 205H201L200 207H199ZM211 205V206H210ZM155 206H157V207H155ZM180 206V205H179ZM178 206V207H179ZM194 206V207H193ZM181 207H182V205H181ZM197 207V208H196ZM211 207V208H210ZM190 208L192 209L191 211H190ZM194 208V209H193ZM203 208V209H202ZM200 209V210H199ZM162 210V209H161ZM198 211L199 210V212H196V211ZM211 210V211H210ZM193 211V212H192ZM208 211V212H207ZM243 211V210H242ZM241 211V213H243ZM190 212V213H189ZM155 213V212H154ZM194 213H196V214H194ZM198 213V214H197ZM199 213H203L202 215H199ZM155 214H158V211L155 213ZM198 215V216H197ZM221 215V216H220ZM220 215H219V218L222 220V219H224L223 221H225V219L226 220H229L230 218H227L226 217V215L227 214H225L224 212L222 213H220ZM155 215H153V217H152V219L154 220V223L152 222L153 220H151L149 223L150 224H155V225H159L160 227L159 228H150V229H152V230H150L151 232L153 231V229H155L157 232H159L158 234H161L162 236H164V234H171V231L170 230H172V228L173 227H171V225H168L167 223H166V220L167 219H165V223H164V220L162 219V221H157V220H159V218L158 217H154ZM224 216H225V218H224ZM97 217V216H96ZM96 217H94V218H96ZM196 217V218H195ZM197 217H199L198 219H197ZM223 217V218H222ZM100 217H98V219H99ZM101 218H103V217H101ZM158 218V219H157ZM209 218V219H208ZM157 219V220H156ZM203 219H205V220H203ZM101 220V219H100ZM103 220V219H102ZM101 220V221H102ZM193 220V221H192ZM225 222H227L228 223V221H225ZM229 222H231L233 225H231V227H230V225L228 224L227 226H229V228H231V230H233L234 229V225H235V223L237 224V222H233V221H231V219H230V221ZM164 223V224H163ZM210 223H212V224H210ZM215 223H217V222H215ZM230 223V224H231ZM166 225V227H168L169 226V228H171V229H168V228H166L165 226H163L162 227V225ZM202 224H203V226H202ZM205 224V225H204ZM239 225H240V223H239ZM239 225L237 224L236 225V229L235 230H237V232L235 231V230H233L232 232L230 231V230H228L227 232H228V234H230L231 233V235L234 233L235 234V236H238V234L240 235V238H242V236H241V225H240V227H239ZM210 226V227H209ZM162 228V229H161ZM203 228V229H204ZM233 228V229H232ZM161 229V230H160ZM200 229V228H199ZM155 230L153 231L154 233H156L155 232ZM160 230V231H159ZM170 231V233H169V231ZM205 230H203V234L205 235ZM239 230V231H238ZM166 232V231H168V232H166V233H164V232ZM173 231V230H172ZM230 231V232H229ZM235 231V232H234ZM163 233V234H162ZM236 233H238V234H236ZM208 234H210V233H208ZM169 235H166V236H164V237H162V239H160V241H159V239L157 240V238L158 237H160V236H156L157 238H155L154 240L156 241V247H157V249L155 250H153V251H151V255H150V258L146 261V259H145V261L143 260V262L142 261H140V263H138V264H160V262H162L165 258H168V259H166V260H168L169 261V263L170 264H181V262H182V264H198L197 263V261H195L196 259L195 258H193V256L192 257H190L191 256V254H189V255H187V253H190L188 250V252L186 251V249H184V251H183V248H178V247H176L175 245H174V243H172V244H170V245H173L172 247L169 245L168 246V244H166V243H169L170 242V239L172 238L173 239V237H169ZM207 235V234H206ZM231 235H229L230 237H231ZM75 236H76V234H75ZM80 236V235H79ZM234 235L232 236V237H234V239L236 238ZM17 237V236H16ZM77 237H78V235H77ZM160 237V238H161ZM166 237H168V238H166ZM231 237V238H232ZM164 238H166V239H168V240H166V239H164ZM240 238H238L239 240H240ZM164 239V240H163ZM171 239V240H172ZM163 240V241H162ZM166 240V241H165ZM236 240H237V238H236ZM12 241V240H11ZM158 241V242H157ZM162 241V242H161ZM169 241V242H168ZM238 241V240H237ZM241 241H243V240H241ZM241 241H239V243L241 242ZM244 241H245V244H246V240L244 239ZM244 241L243 242H241V245L242 244H244ZM160 243L161 244H163L164 245V248H162L163 246H161L160 245ZM98 244V245H97ZM159 244V245H158ZM155 245V244H154ZM94 246H95V249H94ZM242 246H244V245H242ZM96 247H99L100 248V244L99 243H96V244H93L92 245V249L94 250V252L95 253H97L98 255H107L108 256V253H106V251H101V248H100V250H99V248H98V250L96 249ZM155 247V246H154ZM153 247V248H154ZM155 247V248H156ZM166 247V248H165ZM169 247V248H168ZM171 247V248H170ZM175 247H176V249L178 248V249H182L181 251L180 250H178V251H176L175 250ZM240 247V246H239ZM246 247V246H245ZM244 247V248H245ZM1 248H3V247H1ZM64 248V249H63ZM62 249H63V251H62V249H61V251L60 252H62L61 254V256H59V257H63V255L65 254V252H67V254L69 253V250L71 249V247L69 246V245H67V246H65V247H63ZM159 248H160V250H159ZM243 247H242V249H244ZM166 251H165V250ZM238 250L239 249H241V247L240 248H237ZM241 249V250H242ZM65 250H67V251H65ZM97 250V251H96ZM161 250H162V252H161ZM236 251V250H234L233 252H234V254H233V258H231V260L233 259V261H231L232 263H236V264H249L250 262V264H252V263H258V261H259V257L257 258V255L256 254H254L253 252H249V251H245V249H244V251H243V253H242V251L240 250V252L239 251ZM65 251V252H64ZM89 251V250H88ZM155 251H156V253H155ZM164 251V252H163ZM168 251L170 252V253H172V251H175V253L173 252L172 254H168ZM180 251V252H179ZM157 252H160V253H157ZM177 252H179V253H177ZM237 252V253H236ZM64 253V254H63ZM182 253V254H181ZM238 253H240V256H238L239 254ZM245 253H247V254H245ZM154 254V255H153ZM173 254H175V255H173ZM237 254V255H236ZM244 254L246 255V256H244ZM152 255H153V258H151L152 257ZM155 255L157 256V257H155ZM160 255H162V256H160ZM163 255H166L165 256V258H164V256ZM187 255V256H186ZM242 255V256H241ZM6 256V255H5ZM7 256L9 257V256H11V254H7ZM161 258H163V259H161ZM179 256V257H178ZM109 257V256H108ZM107 257V261H109V263L111 262V264H113L114 262H117L118 261V263H119V261H120V263L119 264H122L121 263V260H119V259H117V261L114 259V258H111L114 262H112L111 260H109L110 259V257L108 258ZM173 258V259H171V258ZM176 257V258H175ZM181 257V258H180ZM183 257L184 258H186V259H184L185 260V262L183 261ZM236 257H241L240 258V261H237L238 259L236 258ZM175 258V259H174ZM178 258V259H177ZM244 258H246V259H244ZM177 259V260H176ZM181 259H182V261H181ZM234 259H235V262H234ZM244 259V260H243ZM248 259V260H247ZM258 259V260H257ZM88 260V259H87ZM87 260H83V261H81L80 262V264H83L84 262H86V263H84V264H89V261L91 262V260H89L88 261V263H87ZM166 260H164V262H162V263H165V261ZM174 260L175 261H177V262H174ZM178 260H179V263H178ZM251 260V261H250ZM1 261H2V263H1ZM93 261V260H92ZM160 261V262H159ZM173 261V263H171ZM181 261V262H180ZM237 261V262H236ZM7 263V261L5 260V258H0V264H6ZM27 262H29V259H26V260H24V261H22V263L24 264H26ZM58 262H59V260H58ZM142 262V263H141ZM153 262V263H152ZM155 262V263H154ZM157 262V263H156ZM159 262V263H158ZM188 262V263H187ZM228 263H230L229 261H227ZM240 262V263H239ZM260 262V261H259ZM108 262H106L105 261V263H102V264H109ZM161 263V264H162ZM228 263H226V264H228ZM255 263V264H256ZM21 264V263H20ZM91 264H95L94 263V261L91 263ZM123 264H125V263H123ZM260 264V263H259ZM261 264H264V262H261Z\"/></svg>",
  "mask_w": 264,
  "mask_h": 264
}]
</instances>
